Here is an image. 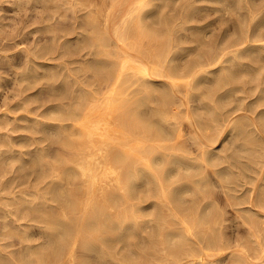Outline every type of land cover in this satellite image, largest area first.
I'll use <instances>...</instances> for the list:
<instances>
[{
    "label": "bare ground",
    "instance_id": "obj_1",
    "mask_svg": "<svg viewBox=\"0 0 264 264\" xmlns=\"http://www.w3.org/2000/svg\"><path fill=\"white\" fill-rule=\"evenodd\" d=\"M26 1H28V0H25L24 4H20L19 7H21V5L27 6ZM61 1L62 0H60L59 3H61ZM89 1L90 0H82L81 4L87 6L88 4L91 3ZM91 1H93V0H91ZM102 1H99V2L104 3ZM121 1L122 0H118L117 2H115V3H117V5H115V6H108V8L106 7V9H107V11L105 10L106 12L103 10L104 14H105V15L103 14L105 16V18L101 17L103 19L102 20L103 22L100 20L102 22V23H99L100 27H96L95 30H93L94 32L92 31V33H98V36L100 34V35L104 36V37L102 36L103 38L107 37L106 39H109L108 43H109V41H110V43L108 45H110L112 47V49H110V51H107V52H110V55L112 56L110 58L111 59L113 58L114 60H109V58L107 57L109 54L108 55L104 54L108 58L107 60H104V61L94 58L97 54H100V56L102 54V53H100L103 50L102 49L103 47H101L102 41L100 40V38L98 41L92 40V38H90V39H88V42L86 41V39L84 40L86 42H83L84 43V49L85 50L88 49V52H86L84 55H88V57L93 56L91 59L85 60V62L83 61V59H80V61L82 60V62L86 63V66H87V68L85 66V68L87 70L85 71L84 76H85L86 80H87V78L90 79V77L93 78V82H96L95 84H97L96 87L94 86L96 89L93 88L94 90H92V88H91V92L86 93L87 96H85V93L83 94V92H82V96H81V94L79 96L78 93L80 91L78 92L77 91L78 89H74V88H76V87L79 88L80 86H82V84L85 83L84 79L83 80H81V79L65 80V81H63L62 85H61V83L59 84L61 86H57L58 88H54L55 90H59V91L62 90L63 91V90H67L68 88H70L72 86L71 88L77 92V97L75 96V97H71L68 99L75 101L77 103L78 107H76L75 102L72 106H70L73 102V101L71 102V100H70V103L68 102L70 104L69 105L70 107H65L68 105V104L65 105L66 102H65V104H62V102H61V104L58 103L57 105L55 103V105L49 107L50 112H51V118L50 119L52 121L56 122L54 124L41 122L40 120H38L36 118L37 115H35L36 117H31L28 110H26V112L24 114H21L18 116H16V115L14 116L13 115L14 113L9 112V111H6V112L0 111L1 112L0 113V119H4V120H0V130H1V127L7 128V125L12 124V126H14L15 128H18V130L22 129V132L24 130L27 133L30 132V134H31V133H34V131L38 130V132L40 133L41 131L39 129L43 125L44 128L46 127V128H50V129L55 130L54 133L56 132L55 134H57V135H55L57 137V140H55L56 138L54 139L55 142L59 141L60 144L63 145L65 148L67 147V149L70 147L68 149V153L70 156H68V158L65 157V162L62 164L63 175L65 172L64 170H66L68 172V176L66 177L67 181H65V179H62V181L64 180L63 182H64V185L66 184V188L68 185H71V187H74L73 188L74 190L72 189L69 192H67V194L65 193L66 197L59 200L58 199L59 197H56L57 195L55 196V194H54L55 189L53 188L54 186H57V187L61 186V185H59V183L61 182L60 179L58 180V181H60L58 184H56V181H55V178H57L56 177L57 172L55 173L56 169H54V166H52L53 168L50 170V172L52 171L54 173L51 176V178H49L45 174V172H46L45 170H47V169L43 170L42 169L43 166L39 165L41 167V172L39 170L40 174L37 177L38 179L37 178H35V179L44 183V185L43 184L42 185L45 186V188H44L45 190L43 189L44 192L42 194L40 192V194H39L40 196L37 195L39 197V198L37 197V199L40 200V199L46 198L52 204L53 203L57 204L55 208L58 207L59 209H66V210L71 211V212H78V214L76 213V215H73V216H77V215L79 216V213H80L79 217L71 218L70 217L71 213H68L70 215H67V213L65 211V213L67 215L66 216L65 213L61 214V212H63V210L59 211L56 209L57 212H60V216H62L61 219H57V217L54 214H51L50 211L47 212L49 209L47 211L46 210L38 211V208L36 206L32 207L33 204H30V207H29V209L32 208V210L28 211V208H27V211L25 210L26 212L24 210H23L24 212H22L21 210L14 209V207H13L14 210L11 208V210H13L11 214H13V213L15 215L17 214L18 216H16V217H18V218L20 216H23L24 220L28 216H31V218L29 219V220H31V219H33V217H34V219H37L39 216H41V214L45 215L44 220L41 218L42 217L41 216V217H39L40 220L38 219V221H39V223L42 222V220L45 221L42 224L40 223L41 225H44L46 223V224L53 226L52 229L54 231L49 229L50 232L52 231V233L49 234L47 231V235H46V239H48L47 238L48 236L52 237V238L50 237L48 239L49 241L52 239V241L49 242L47 240L50 243L49 246H51V248L48 245H47L48 246L47 247L46 243H44V244L47 248H49L48 252H46V251L43 252L40 249H35V247L38 248L39 244H37V246H34L31 248V245H34L35 243L34 244L30 243L31 244L30 245L28 243V239H27V244H29L30 246L28 245L26 247L29 250H31V249L33 250V248H34L35 254H34V251L32 254L30 253L31 255L28 253L29 256L24 257V259L21 258V260H19V262L16 261L18 258L16 260L12 259L11 257H7L5 259V257H6V256H4L5 254L0 255L1 257L3 256V258H4L3 259L0 257V264H14L15 262H16L15 264H119L117 262V259H116L117 256H119L121 258V260L123 261L124 264H145L141 260V255L139 254V251L137 248V246H138L137 239L139 237L138 233H139L140 229L142 230V228H141L142 225L140 226L139 224H142L140 222L143 218L149 219V222H148L149 224L147 223L148 219L146 220V223H147L146 226H148L150 229L149 232L147 231L148 233L145 232V233H147L146 235L143 234L140 237L141 240L143 241L145 249L150 248V246H152V244L155 242L160 243V235L163 236L161 234V232L164 231V230H162L163 228L161 229L162 230L161 231L160 227L164 226V228H165V226H167V225H163V223L165 224L166 222H168V221H165V217H167V216H169L170 218H171V216H173V217L174 216H191V217H189V219L190 218H192V220L198 219V221H200L203 225H206L207 232L208 231L209 232L207 233L204 229H203V231L201 229V231H200L201 235L199 234L198 238L194 237V240H197V242H194V244L195 245H197V244L201 245L202 244V246H200L201 249L197 248V246H195L193 243H192V245L187 244L188 240H190V237L193 238L195 233H194L193 229H192V231H193L194 235L192 234L191 231H190L191 233L188 232L189 229L185 225V220L182 217L181 218L178 217V218H180L179 223L181 225H184L187 228V229H185L186 233L183 230H181L182 227L180 229L177 227H175L174 229H169L168 235L171 234L174 238L175 237L176 238H175V240L171 241L170 243H168V241H167V244H165L166 245L165 247H168V246L171 247V248L168 247L169 249L167 248V250H172V253L175 256L183 255L185 253V251L188 252V255L190 254L189 258H191L190 261L187 260L188 261L187 263H189V264H208L209 261H207V259L210 258L211 255L204 254V252H203L204 255L202 254L201 255L202 258L200 259L199 258L200 256H198L201 254L200 251L203 249H206V250L213 249L214 250L215 248L217 250L218 247L223 246V245H221V243L224 244L222 232L221 233L219 232L217 225H216L217 226L216 231L214 228L212 229V227H215V226H211L210 223L212 222V225H214V223H213V221L210 220V217L209 218L207 217V216H212L211 217V219H212L213 216H214V218H215V216L216 217L221 216L220 215L221 213H219L218 209L214 205H211L213 198H212V195H211V197L209 195H210L212 190H210L209 188H208L209 190H206L207 188H205V187L209 184L206 181L210 178L209 176H211L213 174L214 176L213 175L211 176V177H213V179H214V177L218 178V180H220V181L226 179L229 182L232 181V183H233V181L237 182L239 180L238 178H242L243 174H241L242 171L239 170V172H237V173H239L241 175V177H238L240 175L237 173H234L232 171L233 168H231V166L232 165L234 166L235 165L234 163H236V162L233 163V160H235L237 158L236 160L238 161V158H239V156H237V157L234 156V158H235L234 159V158H232L233 156L232 157L230 156L232 154L233 148H232V151H230L231 154L229 152L230 155H228V156H225L226 154L225 155L222 154V152H225V151L220 152V154H222L221 157L217 156L218 153H216V152H215V154H213V150L216 147V146L214 147L216 140H212L211 136L212 135L214 136V134H223L224 136H222V137L225 138L227 136V139L229 138V136H232L233 140L236 138L237 139L238 138L243 139L244 136L246 137V135H248L250 127H251V130H250L251 133H253V134L259 133L260 137L263 136V133H264V75H262V72L259 73L260 70L258 67H256L257 64L253 65L254 68L251 64H253V62H255V61L264 60V43H262L264 40V31H263L264 29L262 30V28H264V24L262 23L263 22L262 19L259 21L255 20V17H256L255 15H258V12H260L259 15H261V16L264 15V8H262L263 6H260L257 8L256 7H249L248 8V4H247V5H245V6H247L246 7L247 11H245L246 10L245 7L243 9V6H241L245 0L244 1L243 0H230L229 1V4H230L229 7L230 8L236 7V8L241 10V7H242V12L240 10H238V12L240 11L239 12L240 17L237 16V18L239 17V20H240V18L244 19V17L246 16L245 13L248 14V25L246 24L247 26L243 28L244 25L242 24V22H244V21L241 20V22H240L238 20L241 23L240 24L241 27L236 25V23L233 24L234 26L236 25L239 27L237 29V31H234L235 32L234 36L236 35V37L231 35V38L227 39V36L230 37V35H228L227 32H226V36L221 35V34L220 35L217 34L219 36L218 37L216 34H214L218 38L210 41V37H209V39H208L210 41L209 46H208L209 48L204 50V51L202 50L201 52H200V50H201L202 46L199 48L200 45H198V43L195 40V42L197 43L196 46L198 45V52L196 49H195L196 51L194 49L193 50H194V52H197L198 55L196 53L195 54L196 56L194 55V57L192 58L191 55L194 54V52H192V54H191V52L189 51L191 54L189 56H191V58L189 57L184 62L183 61L181 62L180 59H173L172 58V56L175 54L174 52L181 51L182 49L177 50V48H178L177 46L179 45V44L177 45V43L179 42V40L177 42L176 38L178 39L179 37H178V35L174 36V34H175V32L173 33L174 29L171 28L173 25L171 27L169 26L171 18L169 19V17L166 16V15H169V14H166L167 12L166 13L163 12L164 8H162L163 10H162V12H160V26H162L164 29L160 31L158 28V30L160 31V34L167 35L169 40L167 39L168 41H164L160 44L157 43L160 47L159 48L160 52H157V53L155 52L156 54H154V52H153V54L150 53L151 50L154 51L155 48H153V46L151 44H147V38L150 37L149 39H151L152 36L154 37L155 36L154 30H156V29H154L153 32H151L149 28H148L149 30H146L148 26L146 25L147 27H145L144 24H147L148 22H145L144 24L142 23L144 28H145V31H144L145 34L141 33V30H143L144 28L142 27L140 22H143L145 19H148L149 17L156 18V20H158L157 16L155 15L156 17H154L153 15L156 14L157 7H159L160 5L156 6V11L154 9H152L153 12H151V13L149 12L148 17H147L148 13H146L142 16V13H140V12H144L143 9H145L146 6L149 7V4H151V2L155 1L157 4V3H159V0H157V1L156 0H124L125 1V2L123 1L124 5L121 3ZM169 1L170 0H168L167 2H169ZM173 1H172V3H174ZM185 1H187V0H184V2ZM189 1L190 2L194 1V5H195L196 1H199V2H201V1L205 2L206 1V2H209V4H211V3L214 4V2H216V3L218 2L219 4L221 3L220 5H222L224 2H226L228 0H188L187 2H189ZM221 1H224V2H221ZM251 1L252 0H250V3H251ZM11 2H13V1H11ZM14 2L16 3V1H14ZM30 2L32 4L31 0H30ZM51 2H47V8L48 9H51L50 6H48V3H50V5L54 4V2L52 4H51ZM113 2L110 1V3L114 5L115 3H113ZM119 2L122 5H119ZM66 3L64 2L61 4H66ZM76 3H77V1H76ZM93 3H94L93 5H95L94 1H93ZM100 3H98V4H100ZM172 3L170 2V6L173 5ZM183 3H181L180 4L181 6H179L178 8L181 9V7L183 6ZM201 3H203V2H201ZM201 3H199V4H201ZM246 3L247 2L245 1V4ZM9 4L11 5V3H9ZM98 4L96 6L99 7ZM163 4L167 5L166 1ZM186 4L187 3H184V5H186ZM203 4L209 5L207 3H203ZM212 4L210 6H212ZM17 6H18V4H17ZM55 6H56V3H55ZM55 6H53V7H55ZM63 6H65V5H63ZM74 6H76V5H74ZM96 6H92V8L96 7ZM173 6H175V5H173ZM191 6L192 5L190 3V7ZM195 6H192V7H195ZM199 6L201 7V5H199ZM214 6H216V4ZM219 6L217 8H219ZM225 6H227V5L225 4L224 6H220V8L224 9ZM89 7H91V6H89ZM147 7H146V9H147ZM161 7H160V11H161ZM185 7L187 8L188 6H185ZM190 7H188V10L191 9L192 14L194 13L193 12L194 10H197L199 8V7H196L194 9V8H190ZM0 8L2 9L1 6H0ZM97 8H94L93 11L91 10L92 12L89 11L90 14L91 15L93 13L99 14L98 12L101 10H100V7L98 9ZM167 9H165V10L167 11ZM169 9L171 10V9H173V7L169 8ZM169 9H168V11H169ZM174 9L176 10L177 8L174 7ZM175 10L170 11L171 14ZM199 10H200V8H199ZM217 10H219V9H217ZM217 10L215 9L212 11L217 12ZM225 10H227V9H225ZM177 11H179V10H177ZM102 12H100V13H102ZM180 12H185V11H182V9H181ZM219 12H220V10H219ZM223 12H224V10H223ZM226 12H224V13H226ZM218 13H216V14H218ZM224 13H222L223 16H224ZM230 13H231V11H230ZM90 14H89V16H90ZM134 14H136V15H134ZM177 14H179V13L177 12ZM177 14H176V16H177ZM187 14H188L187 18H184V16L182 17L180 15H179V18L182 17L181 18L182 21H183V18L186 19L187 23H188L189 22L188 18L190 17V13H187V11H186L185 15H187ZM207 14H208V11H207ZM93 15H95V14H93ZM93 15H92V17L94 18L95 16H93ZM126 15L128 16V18L126 17ZM133 15L136 18L133 17ZM145 15L147 18H145ZM181 15H183V14H181ZM235 15H237V14H235ZM89 16H88V18H89ZM118 16L119 17L121 16L120 21H118L119 19L117 20ZM171 16L172 15H170V17ZM229 16L231 17L232 15H229ZM86 17H87V15H86ZM123 17H125V18H123ZM213 17H214V14H213ZM215 17H216V15H215ZM93 18H90V19H92V21L90 20V22H93V20H95ZM218 18H221L219 14H218ZM234 18H236V16ZM39 19H42V17ZM43 19H46V17L45 18L43 17ZM134 20L140 21V22H137V26L139 25L138 23H140L139 28L137 26H135L134 24H132L133 22H136ZM150 20H152V19H150ZM174 20H176V18H174ZM54 21H53V23H54ZM176 21H178V20H176ZM205 21H207V19L202 21V22H205ZM217 21H219V20H217ZM221 21H224V20H221ZM157 22H155V23L157 24ZM184 22H186V21H184ZM184 22H182V23H184ZM239 22H238V24H239ZM155 23H151V24L153 25ZM174 23H175V21H174ZM182 23H181V25H182ZM187 23H184V25H186ZM232 23H234V22H232ZM172 24H173V21H172ZM38 25H40V24H38ZM38 25H36V26H38ZM52 25L53 24H51V26ZM133 25L136 28H134ZM148 25H150V23H148ZM202 25H204V30H205L210 25V22L203 23ZM213 25H214V23H213ZM215 25H217V24H215ZM1 26H2V23H1ZM54 26H55V24L52 26V28L56 29L57 25L55 27ZM154 27L155 26L153 25L152 28H154ZM156 27H157V25H156ZM43 28H45L44 30H49V29H46V26ZM43 28L41 30H43ZM52 28H50V29L53 30ZM137 28H138V30H136ZM191 28H193V26ZM1 30H2V28H1ZM51 30H50V32L52 33V35H55V34H53V31H51ZM175 30H176V28H175ZM195 30H197V28H194L193 31H195ZM223 30H225V29H223ZM60 31H61V29H60ZM17 32H18V30H17ZM46 32L47 31H45V33ZM75 32H76V30H75ZM137 32H139V33H137ZM197 32L200 33L199 31H197ZM201 32H202V30H201ZM205 32L206 31H204L202 34H204ZM19 33L20 32H18V34ZM207 33H208V31H207ZM207 33H205V34L207 35ZM216 33H218V32H216ZM123 34H125L124 37L128 34L129 37H131L135 40V43H136V39L139 40L138 44H140V41L143 42V40L141 38L144 37L146 43L144 42L143 46H144V44H146L145 45L146 48L144 49V47H142L144 50L142 48H141L142 50H140V48H139V50H137V49L134 50L135 48L134 49L129 48L128 45L126 46V42H125L126 40L122 36ZM139 34L141 35V37ZM13 35H14V33H13ZM40 35L41 34H39V36ZM52 35H51V37L53 38L54 36H52ZM143 35H145L146 37ZM157 35H159V34L156 33V36ZM192 35H193V33H192ZM206 35H205V37H207ZM209 35H211V34H209ZM201 36H203V35H201ZM216 36H214V37H216ZM232 36H233V38H232ZM11 37H13V36H11ZM129 37L126 36V39ZM157 37H155V38L157 39ZM3 38H1L0 45L3 44V43L1 44V42H3L2 41ZM48 38H50V37H48ZM54 38H56V36ZM131 38H129V39H131ZM155 38H154V40H156ZM196 38L197 37H195V39ZM201 38L202 37H200V39L199 38L198 39L201 40ZM42 39H43V36H42ZM94 39H96V38H94ZM149 39H148V41H149ZM192 39H193V37H192ZM90 40H92V41H90ZM106 41L107 40H105V42ZM127 42H128V40H127ZM129 42H132V40L131 41L129 40ZM142 42H141V46H142ZM158 42H160V41H158ZM173 42H177L176 45H174ZM202 42L204 43L205 41L202 40ZM53 43H54V41H53ZM53 43H51V46L52 45L54 46ZM71 44H73V43H71ZM106 44L107 43L103 44L102 46H105ZM138 44H136V45H138ZM157 44H155V45H157ZM6 45H8V44H6ZM9 45L11 46L12 44H9ZM46 45L40 46L39 47L40 49H37L38 52L36 51V53H33V52L32 53L36 54L38 56L37 53H39V50L45 51L44 53L40 52V54H43L46 57V53L51 50L49 48L50 45L49 46L48 45L46 46ZM149 45H151L152 47L150 46V48H153V49H149ZM10 46H8V49L12 48ZM100 47H101V51H100ZM13 48L15 49V47H13ZM56 48H58V46ZM105 48H106V46L104 47V50H105ZM182 48L185 49V47H182ZM187 48H189V47H187ZM5 49L4 48L2 49V46H1V50H5ZM32 49H33V47H32ZM147 49H149V51H147ZM252 49L253 50L256 49V50H254L252 52L251 51ZM53 50H54V48H53ZM61 50H62V48H61ZM80 50L83 51V48H81ZM104 50H103V53H104ZM30 52H31V50H30ZM54 52H55V50H54ZM62 52H65V50ZM248 52H250V53H248ZM51 53H52V51H51ZM80 53H82V52L79 51V54ZM245 53H248V55H246ZM26 54L27 55H24L25 60L27 59V56H29V54H30L28 50L26 51ZM31 54H30V56H31ZM79 54H78V56H79ZM244 54H245V56H244ZM47 55H48V53H47ZM176 55H178V54H176ZM179 55H181V54L179 53ZM1 56L2 55L0 54V58L3 57V56L2 57ZM49 56H50V54H49ZM175 56H173V57L175 58ZM9 57H8V59H9ZM49 58H51V57H49ZM76 58H77V56H76ZM6 59H7V56H6ZM10 59L13 60L12 55H11ZM29 60H27V62H25V64H27V69L31 70L30 71L31 73L29 72V74L31 75V78L34 80L35 77L32 76V72L34 71L33 67L36 68V65L38 63H36V65H34ZM31 60H32V58H31ZM45 60L47 61V62L45 61L46 64L50 61L47 59H45ZM5 62H8V61L6 60ZM12 62L13 61L10 60L9 63H12ZM34 62H39V60L38 61L34 60ZM0 64H1V62H0ZM4 64H5L4 67L7 66V63H4ZM32 64H33V66H32ZM11 65H14V64H11ZM39 65H40V63H39ZM50 65H52V64H50ZM8 66H9V64H8ZM53 66L54 65H52V67ZM262 67H264V65ZM9 68H8V70H9ZM23 68L25 69L24 66H23ZM13 69H11L12 74H14L16 76ZM5 70H6V68H5ZM26 70H24V72ZM54 70H57V67L56 68L54 67ZM71 70L73 71V69H70V71ZM52 71L53 70L51 69V66H50L48 75L54 77L55 71H53V72ZM59 71H60V69H59ZM59 71H58V73H59L58 75H56L54 78L52 77L53 78L52 81L55 79L54 81L56 82L57 77L59 75L63 74V72L60 74ZM67 72H69V71H65L66 74H68ZM252 72H254V73H252ZM7 73H5V74H7ZM9 73H11V72H9ZM22 73H23V71H22ZM22 73L20 72L19 76H20V79L22 81H24L29 76H28V74H26L28 72L23 73V74ZM46 73L47 72H45V74ZM65 73H64V75H65ZM18 74H19V72H18ZM70 74L71 73L69 72L68 76ZM61 76H63V75H61ZM68 76H67V78H68ZM249 76H251V77H249ZM36 78H38L37 80H39V77H36ZM49 78H51V77H49ZM154 78L160 79V80L157 81ZM7 79L9 81V78H7ZM54 81H53V83H54ZM49 82H51V81L49 80ZM156 82L160 83L159 84L160 89H158L159 87L155 88L156 86H154V85L157 84ZM0 83H1V80H0ZM245 84H247L250 87V89H252L253 91H254L255 87H256V89L257 88L259 89L257 92L254 91L255 93H257V96L254 99H252L254 101H252V102L250 101V103H248V104H244V102H243V101H245L244 98L247 99V96L249 97V95H247L249 93L246 92L247 93L246 94L244 92V89H243V87H244L245 90H248V89H246L247 85L245 87ZM47 85L45 88H47ZM49 85H52V83ZM72 89H71V91H72ZM75 91H74V93H75ZM143 91H145V92H143ZM147 91L149 94L160 99V100L157 99L160 101V104H159L160 107L158 106L159 108L150 105L152 108V113L154 110L153 107L156 108L155 110L157 112H158L157 109L160 110L159 111L160 113L158 114V115H160V119H158V122L157 121L152 122L153 121V119H152V121H150V122H152L153 124H151V127H149V125H148V127L146 128L144 126V124H142V125L140 124V122L142 123L141 120H143V119L140 120V117H141L140 115H138V116H140L139 117L140 122L138 124H137L138 119H136L138 117H136V118L133 117L132 121L135 119L137 121L136 122L134 121V123L131 122L130 121L131 117H129L128 111L131 108L133 109V106H135L134 103H132L135 99L132 100V102H131V97L133 96L134 98L135 97L137 98L138 94L136 92H138V93L143 92V94H144ZM19 92H22V91L20 90ZM85 92H86V90H85ZM24 93H25V91H24ZM230 93L235 94V95L230 96ZM60 94H62V93H60ZM65 94H67V92ZM21 95H22V93H21ZM21 95H20V97H21ZM74 95H76V94H74ZM135 95H137V96H135ZM193 95L196 96V100H198L202 104L201 105L202 108L207 109L206 112H207V114H209L208 118L204 117V115H205L204 111H203L204 115L200 114L202 112H199V113L197 112L198 114H200L198 116L196 113V110L199 111L197 109V107L190 105V103H192L194 101ZM140 96L142 97V94ZM140 96H139V98L142 99ZM144 96H146V98H144L146 100L147 94L146 95L144 94ZM251 97L252 96H250V98ZM66 98H67V96H66ZM80 99H85V101L83 100V103H82V101L81 102L79 101ZM140 99H138V100H140ZM205 99L208 100L207 103H209V101L212 103V108L208 107V106H210V103L207 105L206 103L202 102ZM58 101H60V100H58ZM78 101H79V103H78ZM140 101L137 102L135 108H137V107H139V105H141ZM24 102H25V100H24ZM143 102H144V100H143ZM232 102H234V103H232ZM130 103H132V105ZM146 103H148V102H146ZM157 103H156V105H157ZM74 105H75V107L73 109ZM144 105H145V103H144ZM130 106H131V108H130ZM5 107H8V105ZM5 107H4V109H5ZM21 107H19V108H21ZM141 107H142V105H141ZM10 108H11V106H10ZM258 108H260V109H258ZM20 110L22 111L23 109H20ZM47 112H48V109H47ZM53 112H55V115H56V113L58 115H56V116L53 115V116H55V117H53L52 116V114H54ZM236 112H239L241 114L239 116H236V115H234ZM9 114L10 115L12 114V116H10ZM132 114H135V113L132 112ZM135 115L137 116V114H135ZM153 115L156 116L155 113H153ZM46 116L47 115H45V117ZM144 116H146V115H144ZM128 117H129V119H128ZM202 119H205V120H202ZM182 120H184L185 123H183ZM237 121H238V123L241 121H243L245 123H242V125L239 126L238 123L236 124ZM21 123H23V124L21 125ZM139 124L141 125V129L139 128V126H136ZM183 124L187 125L186 129H189V132H191V134L194 135V136L192 135L193 137H191V135H189L190 138H192V141H190V143H188V145H186L187 141L183 138L184 133H185V132L183 133V131H182L183 130L182 127H184ZM143 126H144V128H142ZM137 127L139 128L140 131H138ZM242 127H245L244 128L245 130ZM247 127H249V128L246 131ZM11 128H10V130H11ZM15 130L16 129H12L11 131L15 132ZM18 130H17V132H18ZM6 131H7V129H6ZM48 131H50V130H48ZM42 132H44V131H42ZM146 134H147V136H146ZM150 134H151V136H150V140H149L147 138L149 137ZM0 135L2 136L1 133H0ZM186 135H188V134H186ZM249 135H251V134H249ZM8 136H10V135H8ZM29 136L27 135V137H29ZM31 136H34V134H32ZM43 136H44V134H43ZM259 136H256V138H260ZM22 137L25 138V136H22ZM39 137H41V136H39ZM5 138L6 137L4 136V140H5ZM36 138H38V137H36ZM213 138L217 139L216 137H213ZM13 139H17V138H14V136H13ZM32 139H34V138H32ZM222 139L220 142H222ZM237 139H236V141L240 140V139H238V140ZM19 140L20 139L18 138V142H19ZM44 140H42V141H44ZM153 140H155V141H153ZM233 140H230V142H233ZM261 140H263V139L261 138ZM22 141H23V139H22ZM29 141H31V140L29 139ZM225 141L226 140L224 139L223 142L225 143ZM6 142H7V140L5 141V143ZM133 142H135L137 144L140 143V144H139V146H137V144L134 143L136 145L135 146L136 148L133 146L134 148L129 149L130 144ZM150 142H152V143H150ZM230 142L228 141V143H230ZM245 142L248 143L247 141H245ZM245 142L243 141L244 144H245ZM226 143H227V141H226ZM260 143H262V141ZM3 144H4V142H3ZM189 144H191L195 148L193 149V147L192 146L190 147ZM252 144H251V146L253 147L254 145H252ZM262 144H263L262 146H264V143H262ZM10 145H12V144L9 143V146ZM39 145H40V143H39ZM232 145H234V144L232 143ZM232 145L230 144L231 147H232ZM241 145L239 146V144H238L237 147L241 150V152L242 151L244 152L243 154H245V152L252 151V150L248 149V146L246 147L247 149H242L244 147H243V145L242 146ZM245 145H247V144H245ZM260 145H258L259 148L257 146H255V147H257L260 150V148H262V146L260 147ZM16 146H14V147L16 148ZM54 146H56V145H54ZM21 147H23V146H21ZM0 148H1V146H0ZM17 148H16V150H17ZM257 148L253 149L254 152H252V155L254 154V156H256L255 155V149H257ZM4 149L6 151L5 145H4ZM24 149L26 150V148H24ZM13 152L14 151H12V153ZM17 152L19 153V151H17ZM30 152H32V151H30ZM153 152H155V154H153ZM226 152H227V150H226ZM4 153L5 152L3 151V153H2L3 156H4ZM20 153L22 155V152H20ZM145 153H147V154H145ZM192 153L194 155H192ZM2 154L0 153L1 157L4 158L2 156ZM40 154H42L41 151H40ZM14 155H15V153H14ZM151 155H153V156L151 157ZM238 155H241V154L238 152ZM246 155H248V153H246ZM249 155H250V153H249ZM22 156H20V158H17V159H22ZM42 156H44V155L42 154ZM147 156L150 158H148ZM222 156H224V157H222ZM251 156H248L249 158H247V159L253 160L254 164L257 165L258 162H256V160L254 158L251 159L250 158ZM36 158L38 159V157H36ZM198 158H200V161L197 163L196 159L198 160ZM242 158H243V156H242ZM256 158L258 159L257 156H256ZM244 160H245V158H244ZM261 160H263V161H261ZM1 161H3V159ZM18 161H20V160H18ZM25 161H27V160H25ZM239 161H240V159H239ZM257 161H259L261 163L263 162L262 164H264L263 158L262 159L259 158ZM14 162H16V161H14ZM247 162L248 161L246 160V163ZM248 164H249V162H248ZM254 164H250V165H252L254 167ZM262 164H260V165H262ZM0 165H2V164L0 163ZM60 165H61V163H60ZM136 165L137 166L141 165V166L137 167ZM154 165L157 167L160 166V169L156 168V169H159L157 172H156V169L154 171L152 169V167ZM23 166H25V165H22V167ZM235 166H237V165H235ZM257 166L255 169H257ZM0 167H2V166H0ZM50 167H51V165H50ZM261 167H263V166H261ZM261 167H260V170H261ZM23 168L25 171V167H23ZM44 168H46V167H44ZM47 168H49V167H47ZM59 168L61 169V167H59ZM181 168L184 170L182 171ZM235 168H234V170H235ZM238 168H241V164L238 165L236 169H238ZM249 168H247V169L249 170ZM2 169H3V167H2ZM119 169H121V170L117 171ZM247 169H246V171H247ZM242 170H244V169H242ZM260 170H259V172H260ZM15 171H17V170H15ZM159 171H160V174H159ZM250 171L253 172L252 169ZM19 172H22V171L20 170ZM255 172H257V171H255ZM46 173H49V171ZM254 173H253V176L258 175V174H254ZM263 174H262V176H263ZM244 175H246V173H244ZM249 175H250V172H249ZM249 175H248V177L250 178L251 176H249ZM48 176H50V175H48ZM206 177H207V179H206ZM255 177H257V176H255ZM60 178H62V177H60ZM172 178L176 179V180L174 179L175 182ZM179 178H181V179H179ZM246 178L247 177L245 176V179L244 180L242 179L243 182H245V180L248 181ZM263 178H264V176H263ZM261 179H262V177H261ZM26 180H27V178H26ZM181 180L183 181V183L182 184L180 183L181 184V185L179 184L180 186L174 185V184H177V182L181 181ZM252 180L254 181L255 179H253V177H252V179L249 180V181H251V184L253 182ZM239 181H241V180H239ZM261 181L259 182L260 184H261ZM263 181H264V179H263ZM123 182L124 183L126 182V184L124 185ZM217 182H219V181H217ZM35 184H36V182H35ZM223 184H224V182H223ZM36 185H34V186H36ZM40 185H41V183H40ZM136 185H138V188L136 187V189H135ZM241 185H242V182H241ZM41 186H38V187H40L39 190L36 187H35L36 189H34L32 187V189L36 190L35 195L37 193H39L38 191H41L40 189L43 188V186L42 187ZM196 186L198 189L196 188ZM199 186H200V189H199ZM252 186H253V184H252ZM203 187L205 188L206 192H204ZM218 187H220L221 189H224L222 182H220ZM256 187H259V186H256ZM261 187L263 188V186H261ZM261 187H259V189ZM59 188H61V187H59ZM63 188H64L63 190H65V187H63ZM201 188H203V189L201 190ZM67 189H71V188H67ZM239 189H240V187H239ZM57 190L60 191V189H57ZM57 190H56V192H57ZM61 190H62V188H61ZM63 190H62V193H59V194L63 195V192H66ZM192 190H195L196 193L198 190H200L199 191V194H200L199 197L197 195L198 193L194 195L193 194L194 191H192ZM231 190H232V187H231ZM246 190L247 189H245L244 192ZM30 191H32V190H30ZM228 191H230V189ZM260 192L262 193L261 189H260ZM189 193H191V194H189ZM246 193H248V194L247 195L245 194V197H244L245 199L244 198L239 199L238 197H237L238 199L236 198L237 203L234 202L235 198H233L234 201L232 200V203L233 202L235 203V204L233 203V206L239 205V204L244 205L245 204L244 202H246L248 204V207H246L244 209L242 207L241 210L239 209L240 207H238V209L242 213L244 212L246 214V216H248L247 218H249V216H251V217L254 216V219H255V217L264 219V197L262 195L256 194L257 192H255V188L248 189L246 191ZM258 193H259V191H258ZM30 194H31V192H30ZM234 194H235V191H234ZM23 195L25 196V193H23L22 197L20 196V198H23ZM153 195H154V197L156 195V197H157L156 199L159 200V202H157V201L156 202L159 205L156 202L152 203L149 205L151 207V209H149L148 207H145V206H142L139 204L140 202L143 203L145 200H148L147 199L148 197H150V198H151V196L153 197ZM206 195H208L209 198H212L210 205H209V202L206 203L207 201L205 202V204L200 203V200L201 199L203 200L204 196H206ZM61 196H60V198H62ZM28 197L29 196H26V198H28ZM26 198L24 197L25 201L23 200V204L26 202V200H27ZM3 199H4V196H3ZM12 199L15 200V198L13 196H12ZM198 199H200V200L198 201ZM228 199L231 200L232 198L229 197ZM20 200H22V199H20ZM205 200H207V199H205ZM224 200H227V199H224ZM32 201L34 202V200H32ZM3 202H5V201L3 200ZM27 202H26V204H27ZM42 202H40V203L42 204ZM55 202H58V203H55ZM37 204H38V202H37ZM3 205H5V203ZM226 205H228V204H226ZM6 206H8V203H6ZM10 206H12V204H10ZM78 206H82L81 209L77 208ZM156 206L160 207V208L157 207L158 209L156 208L157 211L160 210V212L156 211V209H155ZM18 207H20V209H21L20 204L19 205L17 204V208ZM110 207L111 208L118 207V208H120V210L114 212V214H113L112 211L108 209ZM22 208H26V206H22ZM51 208H52V206L50 207V209ZM53 208H54V206H53ZM1 209H2V207H1ZM153 209H154V212H153ZM213 209L215 212L213 211ZM3 210L4 209H2V212H3ZM148 210H150V211L148 212ZM211 210L214 212L213 214H210V212H212ZM239 210L237 211L238 213L240 212ZM208 211H209V214H208ZM0 212H1V210H0ZM241 212L239 213L240 215H241ZM38 214H39V216H38ZM53 215L56 217V219L53 217ZM1 216H3V214ZM25 216H27V217H25ZM35 216H38V217L35 218ZM163 216H165V217H163ZM169 217L167 219L169 220V222H171L172 219H169ZM6 218H8V217H6ZM18 218L16 220H18ZM21 218L22 217H20L19 219L22 220L23 218L22 219ZM43 218H44V216H43ZM52 218L54 220H52ZM217 218L219 220L221 219L219 217H217ZM244 218H246L245 215H244ZM34 219L31 221H37ZM252 219H251V221H253ZM29 220H27V222ZM38 221H37V223H38ZM144 221H142V222H144ZM188 221H190V220H188ZM222 221L223 220H221L220 222H222ZM254 221H256V219ZM246 223H247V221H246ZM259 223L260 222H258V224ZM2 224H5V221H3ZM13 224H14V222H13ZM215 224H216V222H215ZM256 224H254V225H256ZM49 225H48V227H50ZM173 225H175V224H173ZM208 225L211 226L210 229H212L213 232L209 229ZM14 226L15 225H13L12 228ZM253 226L251 225V229ZM259 226H255L254 229L256 230V228ZM5 227H6V225H5ZM19 227H21V226H19ZM19 227L17 226V229ZM15 229H16V227L13 229H8L7 231L13 230L14 232L7 233L8 237H7V235L5 237L11 238L12 235L13 236L16 235L15 231L17 229L16 230ZM5 230H6V228L4 229L3 232L0 231V233L1 234L4 233ZM146 230H148V229H146ZM249 230H250V227H249ZM259 230H261V228L257 230L260 233ZM17 231H19V230H17ZM21 231H19V232H21ZM210 231H211V233H210ZM203 232L204 233L206 232L208 235H206V233L204 234ZM22 234H23V231H22ZM24 234H26L28 236L27 233H24ZM254 234H256V233H254ZM17 236H19V235H17ZM0 237H1V235H0ZM2 237L5 239L3 234H2ZM72 237H73V239H71ZM258 237H261V233H260V236H258ZM7 238H6V240H7ZM13 238H15V236ZM24 238L25 237H23L22 239H24ZM27 238H29V236ZM261 238H263V237H261ZM163 240H164V237H163ZM257 240H259V239H257ZM25 241L26 240H23V242H25ZM246 241H247V239H246ZM11 242L14 243L13 240L10 241V243ZM18 242H19V239H18ZM5 244H6V242H5ZM5 244L3 243V245H5ZM41 244H43V243H41ZM256 244H258V243L256 242ZM0 245H2V244H0ZM77 245H78V247H77ZM199 245H198V247H199ZM239 245H240V243H239ZM243 245H244V243H242V245H240V246H243ZM11 246H14V245H11ZM19 246H22V245H19ZM23 246H24V244H23ZM185 246L187 247V249L185 248ZM248 246H249V244H248ZM2 247H4V249H6L5 248L6 246H2ZM2 247L0 246V251L3 249ZM24 247H23V249H24ZM224 247H226V246L224 245ZM44 248L45 247H43V249ZM47 248H45L44 250H46ZM77 248L78 249L81 248L83 250L82 253H85V252L94 253L96 260L95 261H93V260L89 261V259H87L88 257H86V255L84 258H86L87 260H85V259L80 260L75 255L76 251H78ZM252 248H254V246H251L252 251L246 247V249L244 248L243 250L237 251L236 253L231 252L228 254H230V256L235 259V260L233 259L234 260L233 262L237 263V264H264V243L259 242V244L257 245L256 248H254V249H252ZM28 249H27V251H28ZM75 249H76V251H75ZM25 250H26V248H25ZM25 250H24V252H25ZM11 251H12V249H11ZM18 251H16V252L19 253ZM27 251L25 253H27ZM66 251H67V253L64 255V253ZM79 251H81V250H79ZM151 251H152V249H151ZM13 252H11V253H13ZM207 253L210 254V252H207ZM32 255H34V258H32ZM74 255L76 256L77 259H75ZM170 255H169V257H170ZM184 255H186V257H188L187 253ZM55 257L57 258V260L54 259L55 261H51V259H53ZM196 257H198V258H196ZM8 259H11V260L8 262ZM174 259H175V257H174ZM145 261H147V260L145 259ZM147 262L149 264V261H147Z\"/></svg>",
    "mask_w": 264,
    "mask_h": 264
},
{
    "label": "rangeland",
    "instance_id": "obj_2",
    "mask_svg": "<svg viewBox=\"0 0 264 264\" xmlns=\"http://www.w3.org/2000/svg\"><path fill=\"white\" fill-rule=\"evenodd\" d=\"M11 1H13V2H11ZM14 1H16V3L14 2ZM23 1V2H22ZM24 1L25 0H0V6L2 7V9L0 8V41H1V38H3L4 36V38L2 39V41L3 42H1V44L2 45H0V54L3 56H1L2 58H0V62H1V64H0V75L2 76H0V80H1V83H0V85L3 87H1L0 86V111L1 112H6V111H9V112H12V113H14L13 115L15 116H18V115H21V114H24L25 112H26V110H28L29 111V113H30V116L31 117H36L35 115H37V119L38 120H40L41 122H45V123H49V124H54V123H56V122H54V121H52L50 118H51V112H50V109H49V107H51V106H53V105H55V103H56V105L59 103V104H61V102H62V104H65V102H66V104L65 105H67V106H65V107H70V106H72L73 104H74V102L75 101H73V100H71V99H68V98H71V97H77V92L74 90V89H78L77 91L79 92L78 93V95L80 96V94H81V96H82V92H83V94L85 93V96H87V94L86 93H88V92H91V88H92V90H94V89H96L95 87H96V85L97 84H95L96 82H93V78L92 77H90V79L89 78H87V80H86V78H85V71L87 70L86 68H87V66H86V63H84L85 62V60H88V59H91L92 57H88V55H84L86 52H88V49H84V43L83 42H88V39H90V38H92V40H96V41H98L99 40V38H100V40L102 41V45L103 44H105V43H107L105 46H106V48H105V50H104V47L105 46H102L101 45V47H103L102 49L104 50V53H103V50H102V52H100V53H102L103 55L105 54V55H108L107 57L109 58V60H114L113 58L111 59L110 57H112L111 55H110V52H107V51H110V49H112V47L110 46V45H108L109 43H110V41H109V43H108V40L109 39H106V38H103L104 36L103 35H100L99 34V36H98V33H92V31L93 30H95V28L96 27H100V24L99 23H102L103 21V19L102 18H105V14H104V11L106 10L107 11V9H106V7L108 8V6H115V5H117V3H115V2H117L116 0L114 1V0H93L94 2H95V5H93L94 3H93V1H89V2H91L90 4H88L87 6H85V5H82L81 3H82V0H62L61 1V3H66V4H61V3H59V1L58 0H31L32 1V4H31V2H30V0H28V1H26V3H27V6L26 5H21V7H19V5L20 4H24ZM69 1V2H68ZM76 1H77V3H76ZM79 1V2H78ZM99 1H102V2H104V3H100ZM110 1L111 2H113V3H115L114 5L113 4H111L110 3ZM124 0H122L121 1V3L124 5V2H123ZM157 1V0H156ZM165 1H166V3H167V5L169 6H167L166 4H163V3H165ZM168 0H159V3H157L156 4V2L155 1H153V2H151V4H149V7H147V9H146V7H145V9H143V11L145 12H140V13H142V16L144 15V14H146V13H148L147 14V17H148V15H149V12L151 13V12H153V10L152 9H154L155 11H156V6L158 5H160L159 7H157V12H156V14H154L153 16L154 17H156L157 16V19L158 20H156V18H152V17H149L148 19H143L144 21L143 22H140L139 20L137 21V20H134V21H136V22H133L132 24H134L135 26H137V22H140L141 23V25H142V27L144 28V26L145 27H147V29L146 30H149L150 29V31L151 32H153V30L154 29H156V30H154L155 31V36L152 38L151 37V39H149V38H147V44H151L152 46H153V48H155L154 49V51L153 50H151V52L150 53H152L153 54V52H154V54H156L157 52H160V47H159V45L158 44H160V43H162V42H164V41H168L169 39H168V36L167 35H163V34H160V31L161 30H163L164 28L162 27V26H160V12H162V8H164V11L163 12H167L166 14H169V15H166V16H168L169 17V19L171 18V20H170V27L171 28H173L174 30H173V33L175 32V34H174V36H177L178 35V39L176 38V40H177V42H178V40H179V42L177 43V42H173L174 43V45H176V43H177V50H181V51H176V52H174L175 54L173 55V56H175L176 54H178V55H176L175 56V58L172 56V58L173 59H180L181 60V62L183 61H185L186 59H188L189 57L191 58V56H192V58L194 57V55L198 52V45H200L199 46V48L201 47V50H200V52L203 50H206V49H208L209 47V42L211 41V40H214V39H217L219 36L218 35H225L226 36V32H227V34L228 35H230V37H228L227 36V39L228 38H231V35H233L234 36V31H237V29L239 28L238 26H240V22H241V20L242 21H244V22H242V24L244 25H242L243 26V28L244 27H246L247 25H248V14L247 13H245L246 14V16L244 17V19H242V18H240V20H239V12L241 11L242 12V7H241V10L240 9H238V8H236V7H229L230 6V4H229V1L230 0H228V1H226V2H224V1H221V2H224L227 6H225V8L224 9H222V8H220V6H224L225 4L223 3L222 5H220L218 2V4L216 3V2H214V4H212L211 2V4H212V6H210L211 4H209V2H204V1H201V2H203V3H207V4H209V5H206V4H203V3H201V2H199V1H196L195 2V5H194V1H189L190 3H191V5L192 6H195V7H190V3L189 2H187V1H185L184 2V0H172L174 3H172V1L170 0L169 2H167ZM244 1V0H243ZM245 1L247 2L246 4H245ZM244 1V5L242 4L241 6H243V9H244V7H245V11H247V6H245V5H247L248 4V8L249 7H260V6H263L262 8H264V0H252L251 1V3H250V0H245ZM8 2V3H7ZM18 2V3H17ZM47 2H51V4L54 2V4H52L53 6H55V3H56V6L55 7H53L52 5H50V3H48V6H50V8L51 9H48L47 8ZM74 2V3H73ZM100 3V4H98V3ZM162 2V3H161ZM170 2L173 4V5H175V6H170ZM187 3L186 5H184V3ZM9 3H11V5L9 4ZM15 3V4H14ZM120 2H119V5H122ZM181 3H183V6L181 7V9H182V11H187V13H190V17L188 18V23H187V20L186 19H184V18H187L188 17V14L187 15H185V12H180V8H178L179 6H181L180 4ZM198 5H197V4ZM199 3H201V4H199ZM250 3V4H249ZM254 3V4H253ZM17 4H18V6H17ZM99 5V7H100V10L101 11H99L98 13L99 14H97V13H93V14H95V15H93V16H95L94 18L92 17V15L90 14V12H92L93 11V9L94 8H97L98 6H96V5ZM105 4V5H104ZM155 4V5H154ZM216 4V6H214ZM229 4V5H228ZM63 5H65V6H63ZM74 5H76V6H74ZM152 5V6H151ZM165 7H164V6ZM199 5H201V7L199 6ZM205 5V6H204ZM220 5V6H219ZM254 5V6H253ZM10 6V7H9ZM23 6V7H22ZM58 6V7H57ZM69 6V7H68ZM71 6V7H70ZM80 6V7H79ZM82 6V7H81ZM89 6H91V7H89ZM92 6H96V7H93L92 8ZM102 6V7H101ZM162 6V7H161ZM167 6V7H166ZM177 6V7H176ZM185 6H188V7H190V8H196V7H199L200 8V10H199V8L197 9V10H194L193 12V14H192V12H191V9L190 10H188V7L186 8ZM210 8H208V7ZM219 6V8H217ZM26 7V8H25ZM53 7V8H52ZM98 7V8H99ZM160 7H161V11H160ZM173 7V9H169V8H172ZM174 7L175 8H177L176 10L174 9ZM208 11V14H207V11L204 9V8ZM17 8V9H16ZM35 8V9H34ZM73 8V9H72ZM97 8V9H98ZM151 8V9H150ZM169 9V11H168V9ZM184 8V9H183ZM24 9V10H23ZM31 9V10H30ZM48 9V10H47ZM72 9V10H71ZM80 9V10H79ZM165 9H167V11L165 10ZM187 9V10H186ZM217 10V9H219L220 10V12H219V10H217V12H215V11H212V10ZM225 9H227V10H225ZM230 9V10H229ZM235 9V10H234ZM26 10V11H25ZM29 10V11H28ZM36 10V11H35ZM50 10V11H49ZM68 10V11H67ZM92 10V11H91ZM104 10V11H103ZM146 10V11H145ZM148 10V11H147ZM151 10V11H150ZM172 10H175V11H173V13L171 14V12L170 11H172ZM177 10H179V11H177ZM199 10V11H198ZM223 10H224V12H226V13H224L223 12ZM229 10V11H228ZM238 10H240L239 12H238ZM52 11V12H51ZM90 11V12H89ZM103 11V12H102ZM105 11V12H106ZM230 11H231V13H230ZM234 11V12H233ZM244 11V10H243ZM54 12V13H53ZM74 12V13H73ZM84 12V13H83ZM100 12H102V13H100ZM177 12L179 13V14H177ZM196 12V13H195ZM198 12V13H197ZM201 12V13H200ZM219 12V13H218ZM27 13V14H26ZM38 13V14H37ZM205 13V14H204ZM212 13V14H211ZM216 13H218L219 15H220V17L221 18H218V14H216ZM222 13H224V16H223V14ZM259 13L260 12H258V15H259ZM26 14V15H25ZM40 14V15H39ZM89 14H90V16H89ZM102 14V15H101ZM104 14V15H103ZM176 14H177V16H176ZM181 14H183V15H181ZM199 14V15H198ZM213 14H214V17H213ZM235 14H237V15H235ZM86 15H87V17H86ZM134 15H136V14H134ZM133 15V17H135ZM156 15V16H155ZM170 15H172L174 18H176V20H178V21H176V20H174V18L171 16L170 17ZM179 15L180 16H184V18H183V21H182V17L181 18H179ZM206 17H205V16ZM215 15H216V17H215ZM229 15H232L231 17L229 16ZM255 15L256 17H255V20L256 21H259V20H261L262 19V23L264 24V15ZM28 16V17H27ZM50 16V17H49ZM74 16V17H73ZM88 16H89V18H88ZM125 16V15H124ZM141 16V15H140ZM208 16V17H207ZM236 16V18H237V16H239L237 19L236 18H234ZM258 16V17H257ZM42 17V19H39V18H41ZM43 17L45 18L46 17V19H43ZM102 17V18H101ZM126 17L128 18V16L126 15ZM130 17V16H129ZM132 17V18H133ZM146 17V15H145V18H147ZM205 17V18H204ZM77 18V19H76ZM90 18H93V19H95V20H93V22H90V20L92 21V19H90ZM121 16L119 17H117V20L118 21H120L121 19ZM123 18H125V17H123ZM136 18V17H135ZM192 18V19H191ZM204 18V19H203ZM229 18V19H228ZM257 18V19H256ZM150 19H152V20H150ZM173 19V20H172ZM180 19V20H179ZM207 19V21H205V22H202V21H204V20H206ZM236 19V20H235ZM246 19V20H245ZM55 20V21H54ZM102 22H101V21ZM192 22H191V21ZM217 20H219V21H217ZM221 20H224V21H221ZM233 20V21H232ZM240 22H239V21ZM44 21V22H43ZM53 21H54V23H53ZM151 21V22H150ZM153 21V22H152ZM158 21V22H157ZM172 21H173V24H172ZM174 21H175V23H174ZM184 21H186V22H184ZM221 21V22H220ZM237 21V22H236ZM41 22V23H40ZM145 22H148V23H150V25H148V23L147 24H144ZM155 22H157V24L155 23ZM179 24H177V23ZM182 22H184V23H187L186 25H184V23H182ZM206 22H210V25L207 27V29H205L204 30V25H202L203 23H206ZM231 22V23H230ZM232 22H234V23H232ZM238 22H239V24H238ZM1 23H2V26H1ZM23 23V24H22ZM47 25H46V24ZM92 25H91V24ZM98 23V24H97ZM136 23V24H135ZM140 23H138L139 25H140ZM144 24V26H143V24ZM151 23H155L156 25H157V27H156V25L155 24H153L155 27L154 28H152L153 27V25L151 24ZM159 23V24H158ZM181 23H182V25H181ZM196 23V24H195ZM213 23H214V25H213ZM222 23V24H221ZM236 23V25H238V26H234L233 24H235ZM261 23V24H262ZM38 24H40V25H38ZM51 24H55V26L57 27L56 29H53L52 28V26H51ZM95 24V25H94ZM215 24H217V25H215ZM228 24V25H227ZM247 24V25H246ZM262 24V25H263ZM4 25V26H3ZM36 25H38V26H36ZM46 26V29H49V30H44L45 28H43V27H45ZM82 25V26H81ZM90 25V26H89ZM133 25V27L134 28H136L135 26ZM137 26L138 28L140 27V26ZM147 25V26H146ZM175 25V26H174ZM177 25V26H176ZM24 26V27H23ZM52 28L53 30H51L50 28ZM54 26V27H55ZM152 26V27H151ZM193 26V28H191V27ZM48 27V28H47ZM93 27V28H92ZM151 27V28H150ZM176 28V30H175V28ZM201 27V28H200ZM217 27V28H216ZM236 27V28H235ZM241 27V26H240ZM1 28H2V30H1ZM43 28V30H41ZM77 28V29H76ZM138 28L136 29V30H138ZM149 28V29H148ZM158 28H159V30H158ZM190 28V29H189ZM194 28H197V30H195V31H193L194 30ZM212 28V29H211ZM29 29V30H28ZM37 29V30H36ZM60 29H61V31H60ZM67 29V30H66ZM142 29V28H141ZM182 29V30H181ZM223 29H225V30H223ZM264 28H262V30H263ZM17 30H18V32H20L19 34H18V32H17ZM50 30L51 31H53V34H55V35H52V33L50 32ZM75 30H76V32H75ZM140 30V29H139ZM201 30H202V32H201ZM211 30V31H210ZM261 30V31H262ZM26 31V32H25ZM45 31H47L46 33H45ZM145 31V28L143 29V30H141V33L142 34H145V32L143 33V32ZM185 31V32H184ZM197 31H199L200 33H198ZM204 31H206L205 33H207V31H208V33H207V35L204 33V34H202ZM264 31V30H263ZM23 32V33H22ZM81 32V33H80ZM88 32V33H87ZM94 32V31H93ZM216 32H218V33H216ZM229 32V33H228ZM8 33V34H7ZM13 33H14V35H13ZM137 33H139V32H137ZM140 33V34H141ZM156 33L157 34H159V35H157L156 36ZM192 33H193V35H192ZM233 33V34H232ZM37 34V35H36ZM39 34H41L40 36H39ZM46 34V35H45ZM48 34V35H47ZM76 34V35H75ZM95 34V35H94ZM139 34V35H140ZM141 34V35H142ZM209 34H211V35H209ZM213 34V35H212ZM214 34H218L217 36L216 35H214ZM8 35V36H7ZM13 36V37H11V36ZM25 35V36H24ZM33 35V36H32ZM51 35L52 36H56V38H52L51 37ZM86 35V36H85ZM124 35L125 34H123L122 36L124 37ZM141 35H140V37H141ZM161 35V36H160ZM163 35V36H162ZM181 35V36H180ZM192 35V36H191ZM201 35H203V36H201ZM205 35L207 36V37H205ZM209 35V36H208ZM35 36V37H34ZM42 36H43V39H42ZM46 36V37H45ZM101 36V37H100ZM103 36V37H102ZM126 36H128L129 37V35L127 34ZM126 36L124 37V39L126 40L125 42H126V46L128 45L129 46V48H132V49H134V50H139V48H140V50H142L143 48L142 47H144V49L146 48L145 47V45L146 44H144V46H143V43L145 42L146 43V41H145V38L143 39V38H141L142 40H143V42L142 41H140V44H138V42H139V40H137L136 39V43H135V40L133 39V38H131V37H129V38H131V39H129V38H127L126 39ZM143 36H145V35H143ZM214 36H216V37H214ZM233 36H232V38H233ZM48 37H50V38H48ZM122 37V38H123ZM146 37V36H145ZM155 37H157V39L155 38ZM164 37V38H163ZM181 37V38H180ZM192 37H193V39H192ZM195 37H197L196 39H195ZM200 37H202L201 38V40H199L200 39ZM209 37H210V41L208 40L209 39ZM234 37H236V35L234 36ZM10 40H9V39ZM14 38V39H13ZM16 38V39H15ZM19 38V39H18ZM94 38H96V39H94ZM154 38L156 39V40H154ZM199 38V39H198ZM206 40H205V39ZM22 39V40H21ZM52 39V40H51ZM55 39V40H54ZM74 39V40H73ZM86 39V41H84ZM148 39H149V41H148ZM163 39V40H162ZM168 39V40H167ZM198 39V40H197ZM9 40V41H8ZM34 40V41H33ZM92 40H90V41H92ZM105 40H107L106 42H105ZM127 40H128V42H127ZM129 40L131 41L132 40V42H129ZM175 40V39H174ZM175 40V41H176ZM194 40V41H193ZM195 40H196V42L198 43V45L196 46V42H195ZM202 40H204L205 42L203 43L202 42ZM53 41H54V43H53ZM82 41V42H81ZM152 41V42H151ZM158 41H160V42H158ZM203 43H201V42ZM44 42V43H43ZM141 42H142V46H141ZM182 44H181V43ZM14 43V44H13ZM51 43H53L54 44V46L52 45L51 46ZM71 43H73V44H71ZM158 43V44H157ZM262 43H264V40H263V42ZM5 44V45H4ZM6 44H8V45H6ZM9 44H12L11 46L9 45ZM50 45L49 46V48L51 49L50 51H48L47 53H48V55H47V53H46V57L43 55V54H40V52L41 53H44L45 51H40L39 50V53H37L38 54V56L36 55V54H33V53H36V51H37V49H40L39 47L40 46H45V45ZM136 44H138V45H136ZM155 44H157V45H155ZM257 44V43H256ZM4 45V46H3ZM33 45V46H32ZM46 45V46H47ZM60 45V46H59ZM82 45V46H81ZM151 45H149V49H153V48H150V46ZM181 45V46H180ZM187 45V46H186ZM1 46H2V49L4 48H6L5 50H1ZM8 46H10V47H12V48H10V49H8ZM58 46V48H56ZM151 46V47H152ZM194 46V47H193ZM196 46V47H195ZM13 47H15V49L13 48ZM28 47V48H27ZM32 47H33V49H32ZM71 47V48H70ZM86 47V46H85ZM101 47H100V51H101ZM111 47V48H110ZM125 47V46H124ZM180 47V48H179ZM182 47H185V49L184 48H182ZM187 47H189V48H187ZM206 47V48H205ZM27 48V49H26ZM53 48H54V50H55V52H54V50H53ZM61 48H62V50H61ZM66 48V49H65ZM81 48H83V51H81L80 49ZM142 48V49H141ZM157 48V49H156ZM204 48V49H203ZM65 50V52H62V51H64ZM143 49V50H144ZM149 49H147V51H149ZM196 49L197 50V52H194V50ZM28 50L29 51V53L31 54L32 52V54H31V56H30V54H29V56H27V59L25 60V57H24V55H27L26 54V51ZM30 50H31V52H30ZM34 50V51H33ZM60 50V51H59ZM187 50V51H186ZM195 50V51H196ZM254 50H256V49H254ZM253 49L251 50L252 52L254 51ZM51 51H52V53H51ZM59 51V52H58ZM79 51L80 52H82V53H80L79 54ZM191 52V54H192V52H194V54H190V52ZM250 51V52H251ZM3 52V53H2ZM22 52V53H21ZM38 52V51H37ZM62 52V53H61ZM156 52V53H155ZM178 52V53H177ZM182 52V53H181ZM250 52H248V53H250ZM66 53V54H65ZM179 53L181 54V55H179ZM248 53H245L246 55H248ZM20 54V55H19ZM49 54H50V56H49ZM52 54V55H51ZM75 56H74V55ZM78 54H79V56H78ZM101 54V56H100V54H97L94 58L95 59H100V60H102V61H104V60H107L108 58L104 55H102ZM245 54H244V56H245ZM11 55H12V58H13V60L12 59H10V57H11ZM43 55V56H42ZM84 55V56H83ZM188 55V56H187ZM189 55H191V56H189ZM197 55H198V53H197ZM6 56H7V59H6ZM10 56V57H9ZM14 56V57H13ZM36 58H35V57ZM40 56V57H39ZM42 56V57H41ZM76 56H77V58H76ZM103 56V57H102ZM196 56V55H195ZM8 57H9V59H8ZM49 57H51V58H49ZM63 57V58H62ZM85 57V58H84ZM184 57V58H183ZM16 58V59H15ZM31 58H32V60L34 59L35 61H38L39 60V62H34V60L32 61L31 60ZM30 59V60H29ZM45 59H47V60H50L47 64L45 63ZM65 59V60H64ZM80 59H83V61L84 62H82V60L80 61ZM8 61V62H5V61ZM10 60L11 61H13L12 63H9L10 62ZM27 60H29L30 62H32L34 65H36V63H38L37 65H36V68L35 67H33V69H34V71L32 72V76L33 77H39V80H37L38 78H34V80L31 78V75L29 74V72L31 71V70H28L27 69V64H25V62H27ZM70 61V62H69ZM47 62V61H46ZM68 64H67V63ZM264 60H259V61H255V62H253V64H251L252 66L253 65H255V64H257L256 65V67H258L259 68V73H261L262 72V75H264V67H262L263 65H264ZM4 63H7V66H5L4 67ZM16 63V64H15ZM39 63H40V65H39ZM70 63V64H69ZM261 63V64H260ZM8 64H9V66H8ZM11 64H14V65H11ZM33 64H32V66H33ZM50 64H52V65H54L53 67H52V65H50ZM26 65V66H25ZM39 65V66H38ZM68 65V66H67ZM11 66V67H10ZM23 66L25 67V69L23 68ZM38 66V67H37ZM41 66V67H40ZM50 66H51V69L53 70V71H55V75H54V77L56 76V75H58L59 73H58V71H59V69H60V74L63 72V74H61V75H63V76H61V75H59L58 77H57V80H56V82L54 81V83H53V81H52V79L54 78L53 76H49L48 75V72H49V69H50ZM60 66V67H59ZM67 66V67H66ZM85 66H86V68H85ZM10 67V68H9ZM41 69H40V68ZM54 67L56 68L57 67V70H54ZM59 67V68H58ZM69 67V68H68ZM150 67V66H149ZM5 68H6V70H5ZM8 68H9V70H8ZM14 68V69H13ZM38 68V69H37ZM253 68H254V66H253ZM262 68V69H261ZM11 69H13L14 70V72H15V74H16V76L14 75V74H12V70ZM27 69V70H26ZM70 69H73V71L71 70L70 71ZM18 70V71H17ZM24 70H26L25 72H24ZM43 70V71H42ZM63 70V71H62ZM22 71H23V73H26V72H28V73H26V74H28V78L26 79V80H24V81H22L21 79H20V72L22 73ZM47 72L46 74H45V72ZM52 71V72H53ZM65 71H69L71 74L68 76V74H69V72H67L68 74H66L65 73ZM8 72V73H7ZM9 72H11V73H9ZM18 72H19V74H18ZM35 72V73H34ZM4 73V74H3ZM5 73H7V74H5ZM22 73V74H23ZM31 73V72H30ZM34 73V74H33ZM39 73V74H38ZM57 73V74H56ZM64 73H65V75H64ZM252 73H254V72H252ZM76 75V76H75ZM47 76V77H46ZM67 76H68V78H67ZM12 77V78H11ZM49 77H51V78H49ZM53 77V78H52ZM73 77V78H72ZM249 77H251V76H249ZM7 78H9V81H8V79ZM66 78V79H65ZM63 79V80H62ZM69 79H81V80H85L84 82V84H82V86H80L79 88H74V89H72L71 87L70 88H68L67 90H55L54 88H58L57 86H61L62 84H63V81H65V80H69ZM155 80H157V81H159L160 79H156V78H154ZM15 80V81H14ZM49 80L51 81V82H49ZM4 81V82H3ZM30 82V83H29ZM51 84L52 83V85H49V84ZM61 83V85H59ZM157 83V82H156ZM7 84V85H6ZM48 84V85H47ZM93 84V85H92ZM160 83H157L156 85H154V86H156L155 88H158L160 85H159ZM46 85H47V88H45L46 87ZM158 85V86H157ZM246 85L247 84H245V87H246ZM27 86V87H26ZM56 86V87H55ZM95 86V87H94ZM21 89H20V88ZM50 87V88H49ZM53 87V88H52ZM2 88V89H1ZM17 90H16V89ZM81 88V89H80ZM94 88V89H93ZM71 89H72V91H71ZM158 89H160V87L158 88ZM243 89H244V92L246 93H249V94H247V95H249V97L247 96V99L246 98H244L245 99V101H243L244 102V104H248V103H250V101L252 102V101H254V100H252V99H254L256 96H257V93H255V92H257L259 89L257 88L256 89V87L254 88V91L252 90V89H250V87L247 85V87H246V89H248V90H245V88L243 87ZM21 90L22 92H19V91ZM83 90V91H82ZM85 90H86V92H85ZM18 91V92H17ZM24 91H25V93H24ZM62 91V92H61ZM73 93H71V92ZM74 91H75V93H74ZM141 91V90H140ZM157 91V90H156ZM252 93H251V92ZM67 92V94H65ZM139 92V91H138ZM138 92H136L137 94H138V96L137 95H135V96H137V98L138 99H140L139 98V96L142 94V99H140V100H138L136 97L134 98L133 96V98L131 97V102H132V100H134L132 103H134V105L135 106H133V109L131 108V106H130V110L128 111L129 112V117H131L130 118V121L131 122H133L134 123V121L136 122L137 120L136 119H138V121H137V124L140 122L139 121V117H140V120L141 119H143V120H141L142 121V123L140 122V124L142 125V124H144V126L147 128L148 127V125H149V127H151V124H153L152 122H155V121H157L158 122V119H160V115H158L160 112V110L159 109H157L158 110V112L155 110L156 108L155 107H160V99L159 98H156V97H154L153 95H151V94H149L148 93V91L146 92V93H144L145 95L147 94V99L145 100L144 98H146V96H144V94H143V92H145V91H143L141 94L140 93H138ZM13 93V94H12ZM19 93V94H18ZM21 93H22V95H21ZM60 93H62V94H60ZM254 93V94H253ZM32 94V95H31ZM70 94V95H69ZM72 94V95H71ZM74 94H76V95H74ZM244 94V93H243ZM256 94V95H255ZM20 95H21V97H20ZM64 95V96H63ZM233 95H235V94H232V93H230V96H233ZM20 98H19V97ZM47 96V97H46ZM66 96H67V98H66ZM245 96V95H244ZM250 96H252L251 98H250ZM60 97V98H59ZM62 97V98H61ZM64 97V98H63ZM154 97V98H153ZM22 98V99H21ZM26 98V99H25ZM32 98V99H31ZM152 98V99H151ZM20 99V100H19ZM25 100V102H24V100ZM28 99V100H27ZM50 99V100H49ZM60 100V101H58V100ZM155 99V100H154ZM157 99H159V100H157ZM193 99H194V101L192 102V103H190V105H193V106H196L197 107V109L199 110V111H197L196 110V113L198 112H202V113H200V114H202V115H204V112H205V115H204V117H206V118H208V116H209V114H207V112H206V110L207 109H203L202 108V104L198 101V100H196V96H194L193 95ZM243 99V100H244ZM70 100H71V102H72V104L70 105L69 103H70ZM78 100V99H77ZM83 100L85 101V99H80L79 101L81 102L82 101V103H83ZM140 101L141 103V105H142V107H141V105H139V107H137V108H135L136 107V104H137V102L138 101ZM143 100H144V102H143ZM157 100V101H156ZM79 101H78V103H79ZM148 102V103H146V102ZM150 101V102H149ZM153 103H152V102ZM156 101V102H155ZM159 101V102H158ZM6 102V103H5ZM23 102V103H22ZM64 102V103H63ZM69 102V103H68ZM158 102V103H157ZM203 103H206L207 105L210 103V106H208V107H211L212 108V103L209 101V103H207L208 102V100H204V101H202ZM6 105H5V104ZM8 103V104H7ZM76 103V102H75ZM132 103H130L131 105H132ZM144 103H145V105H144ZM155 103V104H154ZM156 103H157V105H156ZM232 103H234V102H232ZM16 104V105H15ZM139 104V103H138ZM149 106H147V105ZM200 104V105H199ZM8 105V107H5V106H7ZM70 105V106H69ZM155 106V107H153L154 108V110H153V113H155L156 114V116L155 115H153V113H152V108H151V106ZM10 106H11V108H10ZM22 106V107H21ZM29 106V107H28ZM4 107H5V109H4ZM14 107V108H13ZM19 107H21V108H19ZM74 107H75V105L73 106V109H74ZM76 107H78L77 106V103H76ZM158 107V108H159ZM37 108V109H36ZM150 108V109H149ZM19 109V110H18ZM20 109H23L22 111L20 110ZM36 109V110H35ZM47 109H48V112H47ZM258 109H260V108H258ZM42 110V111H41ZM135 111V112H134ZM204 111V112H203ZM0 112V113H1ZM16 112V113H15ZM23 112V113H22ZM47 112V113H46ZM132 112L133 113H135V114H137V116L135 115V114H132ZM41 113V114H40ZM54 114H52V116L53 115H55V112H53ZM197 113V115L199 116L200 114H198ZM132 116H131V115ZM146 115V116H144V115ZM241 113H239V112H236L234 115H236V116H239ZM10 115V114H9ZM45 115H47L46 117H45ZM56 115H58L57 113H56ZM55 115V116H56ZM134 115V116H133ZM138 115H140V116H138ZM201 115V116H202ZM10 116H12V114L10 115ZM55 116H53V117H55ZM153 116V117H152ZM155 116V117H154ZM129 117H128V119H129ZM133 117H138V118H134L135 120H133L132 121V119H133ZM151 118V119H150ZM205 118V119H206ZM145 119V120H144ZM150 119V120H149ZM152 119H153V121H152ZM157 119V120H156ZM205 119H202V120H205ZM0 120H4V119H0ZM6 120V119H5ZM207 120V119H206ZM7 121V120H6ZM149 123L150 121H152V122H150L149 124L147 123V122ZM9 122V121H8ZM182 122L183 123H185V121L184 120H182ZM20 123V122H19ZM238 123V121L236 122V124ZM241 123V124H240ZM242 123H245V122H243V121H241V122H239L238 123V125L240 126V125H242ZM23 123H21V125H22ZM136 125V126H139V128L141 129V125ZM184 125V127H182V131H183V133L185 132L186 134H188V135H186L185 133H184V136H183V138L187 141L186 142V145H188V143H190V141H192V138H190V136L189 135H191V137H193L194 135L193 134H191V132H189V129H186L187 127V125H185V124H183ZM144 126L142 127V128H144ZM12 127V128H11ZM5 127H1V134H2V136L0 135V146H1V148H0V153L2 154L3 153V151L5 152L4 153V156H3V154H2V156L4 157V158H2L1 157V155H0V159L2 160L3 159V161H1L0 160V163L2 164V165H0V166H2L3 167V169H2V167H0V206L2 207V209H4L3 210V212H2V209H1V207H0V210H1V212H0V231L1 232H3L4 231V229L6 228V230H5V234L4 233H2L3 234V236L5 237L6 235H7V237H8V234L7 233H10V232H14L13 230L11 231V230H9V231H7L8 229H13V228H15L16 227V229H17V226L19 227V226H21V227H19L17 230H19V231H23V234H22V231L21 232H19V231H17L16 229V235H14L15 236V238H13L12 236H11V238H7V237H5V239L2 237V234L0 233V235H1V237H0V244H2V245H0L1 247L2 246H6L5 248L6 249H4V247H2L3 249L0 251V255H4V256H6L5 257V259L7 258V257H11L12 259H17L16 261L17 262H19V260H21V258H23L24 259V257H26V256H29V254L31 253H33V251L35 250V249H40V250H42L43 252H48L49 251V248H47L48 246H49V242L50 241H52V239L49 241L48 239L51 237H47L48 239H46V235H47V231H48V233L50 234V233H52V231H54L53 229H52V227L53 226H51V225H49V224H44V225H41L42 223H44L45 221H43L44 219H45V215H43V214H41V216H39V214H38V216L39 217H41L42 219V222H40L39 223V221H38V219L40 220V218L38 217V216H35V218H37V219H34V217H33V219L34 220H37L38 221V223H37V221H31V220H33V219H31V220H29L30 218H31V216H25V217H27V218H25V220H24V218H23V216H20V217H22L21 219L22 220H20L18 217H16V216H18L17 214L15 215L14 213L13 214H11L12 213V211L14 210V209H18V210H21L22 212H24L25 210L27 211V208H28V211L29 210H32V208H30L29 209V207H30V204H33L32 205V207L34 206H36L37 208H38V211H43V210H48L47 212H51V214H54L56 217H57V219H61L62 218V216H60V212H57V210H59V211H62L63 210V212H61V214L63 213H65V211H66V213H67V215H70V214H68V213H71V215H70V217L71 218H77V217H79L80 216V213H79V216L77 215V216H73V215H76V213L78 214V212H71V211H68V210H66V209H59L58 207L57 208H55L56 207V205L57 204H52L50 201H48L46 198L45 199H37V197L38 196H40L39 194H40V192H41V194L44 192V188H45V186H43L44 185V183H42V182H40L39 180H37L38 178V175L40 174V172H41V167L40 166H43L42 167V169L44 170V169H47V170H45L46 172H48L49 171V173H46L45 172V174L47 175V177H49V178H51V176L53 175V173L54 172H50V170L53 168L52 166H54V169H56V171H55V173L57 172V174H56V177L57 178H55V181H56V184H58L60 181V183H59V185H61V186H54L53 188L55 189V196L56 197H59L58 199L60 200V199H63V198H65L66 196H65V193L67 194V192H69L70 190H72L74 187H71V185H68L67 186V188H71V189H67L66 188V184L64 185V180L62 181V179H65V181H67V179H66V177L68 176V172L66 171V170H64L65 172H64V175H63V167H62V164L65 162V157H67L68 158V156H70L69 155V153H68V149L70 148H68L67 149V147L65 148L63 145H61L60 144V142L58 141V142H55L54 141V139L55 140H57V137L55 136V135H57V134H55L54 133V131L55 130H53V129H50V128H44L43 127V125H42V127L39 129L41 132L39 133L38 132V130L37 131H34V133H31L30 134V132H26V131H24L23 130V132H22V129H20V130H18V128H15L14 126H12V124H10V125H7V128H5ZM10 128H11V130L12 129H16L15 130V132H12L11 130H10ZM138 128V127H137ZM139 128H138V131H140L139 130ZM243 129L245 128V127H242ZM249 127H247L246 128V131H247V129H248ZM6 129H7V131H6ZM42 129V130H41ZM17 130H18V132H17ZM48 130H50V131H48ZM185 130V131H184ZM245 130V129H244ZM250 130H251V127L249 128V133H248V135H246V137L244 136L243 137V139H241V138H238V139H240V140H238L237 138V140L238 141H236V139H232V136H229V138L227 139V136L224 138V137H222V136H224L223 134H214V136L212 135L211 136V138H212V140H216V143L214 144V147H215V149L213 150V154H215V152L216 153H218V155L217 156H220L221 157V155L222 154H226L225 156H228V155H230L231 154V152L230 151H232V148H233V151H232V154L230 155L232 158H234V156L235 157H237V156H239V158H238V161L235 159V160H233V163L234 162H236V163H234L235 165H240L241 164V168H238V169H236L237 168V166H231V168H233L232 169V171L234 172V173H237V172H239V170H241L242 171V173L241 174H243V176H242V178H238V177H241V175L239 174V173H237V174H239L240 176H238L237 178L239 179V180H241V181H239L237 178V182L236 181H233V183H232V181H228V180H226V179H224V180H218V178H215L214 177V179H213V177H211V176H209L208 178V180L206 181V182H208L207 184V186L205 187V188H207L206 190H212L211 191V193H210V197H211V195H212V198H213V201L211 200L212 198H209V196L208 195H206V196H204V198H203V200L201 199H198V201L200 200V203L201 204H205V202L206 203H208L209 202V205H210V202H211V205H214L217 209H218V211H219V213H221L220 215L221 216H217V217H219V218H221L220 220L215 216V218H214V216H213V220L211 219V217L212 216H207L208 218L210 217V220L211 221H213V223H214V225H212V222L210 223V225L211 226H215V227H212V229L214 228L215 229V231H216V229H217V226H218V230H219V232L221 233L222 232V236H223V242H224V244H222L221 243V245H223V246H220V247H218L217 248V250H216V248L213 250V249H208V250H206V249H203V250H201L200 252H201V254L200 255H198V256H200L199 258L201 259L202 258V254H203V252H204V254H208V255H211V257L210 258H208L207 259V261H209L208 262V264H228L229 262L231 263V264H237V263H234L233 261L235 260L234 258H232L231 256H230V254H228V253H231V252H237V251H240V250H243L244 248L246 249V247L249 249V250H251V246H254V248H256L257 247V245L259 244V242H263L264 243V219L263 218H258V217H255V219H256V221H254L255 219H254V216H249V218H247L248 216H246V214L243 212H241L240 210L242 209V207H243V209L244 208H246V207H248V204L246 203V202H244L243 204L244 205H234L233 206V203L235 202V203H237V201H236V198L238 197L239 199H243L244 197H245V194L247 195L248 193H246V191L248 190V189H250V188H255V192H257L256 194H258V195H262L263 197H264V181H263V176H264V164H262L261 162H259V161H257L259 158H263L264 159V146H262L263 144L262 143H264L263 141H264V133H263V136L262 137H260L259 136V133H257V134H253V133H251L250 132ZM42 131H44V132H42ZM5 132V133H4ZM25 132V133H24ZM4 133V134H3ZM13 133V134H12ZM39 133V134H38ZM10 135V136H8V135ZM23 134V135H22ZM29 136V137H27V135ZM32 134H34V136H31ZM43 134H44V136H43ZM249 134H251V135H249ZM7 138H5V140H4V136ZM48 135V136H47ZM193 135V136H192ZM216 135V136H215ZM13 136H14V138H17V139H13ZM22 136H25V138L24 137H22ZM39 136H41V137H39ZM55 136V137H54ZM146 136H147V134H146ZM150 136H151V134L149 135V137L147 138V139H149L150 140ZM249 136V137H248ZM254 136V137H253ZM256 136H259L260 138H256ZM22 137V138H21ZM27 137V138H26ZM31 137V138H30ZM36 137H38V138H36ZM44 137V138H43ZM187 137V138H186ZM213 137H216L217 139H214ZM10 138V139H9ZM18 138L20 139L19 140V142H18ZM32 138H34V139H32ZM42 140H44V141H42ZM146 138V137H145ZM190 138V139H189ZM223 138V139H222ZM261 138L263 139V140H261ZM22 139H23V141H22ZM29 139L31 140V141H29ZM38 139V140H37ZM59 139V138H58ZM221 139H222V142H220L221 141ZM224 139L227 141V143H226V141H225V143L223 142L224 141ZM233 140V142H230V140ZM250 139V140H249ZM256 139V140H255ZM7 140V142L5 143V141ZM14 140V141H13ZM35 140V141H34ZM148 140V141H149ZM152 140V139H151ZM250 142H249V141ZM13 141V142H12ZM29 141V142H28ZM48 141V142H47ZM153 141H155V140H153ZM228 141L230 142V143H228ZM237 143H236V142ZM243 141L245 142V141H247L248 143H246L245 142V144H247V145H245L244 143H243ZM262 141V143H260ZM3 142H4V144H3ZM10 144H12V145H10L9 146V143ZM12 142V143H11ZM29 144H28V143ZM32 142V143H31ZM38 144H37V143ZM44 142V143H43ZM253 144H252V143ZM258 144H257V143ZM14 143V144H13ZM23 143V144H22ZM26 143V144H25ZM35 143V144H34ZM39 143H40V145H39ZM55 143V144H54ZM135 142H133V143H131L130 144V146H129V149L130 148H134L136 145L135 144H137V143H135ZM150 143H152V142H150ZM154 143V142H153ZM192 143V142H191ZM232 143L234 144V145H232ZM37 144V145H36ZM133 144V145H132ZM139 144L140 143H138L137 144V146H139ZM230 144L232 145V147L230 146ZM239 144V146L242 144H244L243 145V147L244 148H242V149H247L246 147L248 146V149H250V150H252V151H249V152H245V154H243L244 152L242 151L241 152V150L237 147V145ZM251 144L252 145H254L253 147L254 148H259V146L258 145H260V147L262 146V148H260V150L258 149H255V155L258 157V159L256 158V156H254V154L252 155V152H254V148L251 146ZM4 145H5V148H6V151H5V149H4ZM17 145V146H16ZM54 145H56V146H54ZM190 145V147L192 146L191 144H189ZM227 145V146H226ZM241 145V146H242ZM250 145V146H249ZM3 146V147H2ZM8 146V147H7ZM13 146V147H12ZM14 146H16V148H17V150H16V148L14 147ZM21 146H23V147H21ZM62 146V147H61ZM134 146V147H133ZM255 146H257V147H255ZM47 147V148H46ZM193 147V146H192ZM225 147V148H224ZM230 147V148H229ZM250 147V148H249ZM253 149H252V148ZM15 148V149H14ZM24 148H26V150L28 151H26ZM136 148V147H135ZM195 147H193V149H194ZM223 148V149H222ZM13 149V150H12ZM39 149V150H38ZM41 149V150H40ZM59 149V150H58ZM226 150H227V152H226ZM12 151H14L13 153H12ZM16 151V152H15ZM17 151H19V153L17 152ZM30 151H32V152H30ZM40 151H41V153L44 155V156H42V154H40ZM46 151V152H45ZM148 151V150H147ZM218 151V152H217ZM222 151H225V152H222ZM262 151V152H261ZM20 152H22V155H21V153ZM220 152H222V154H220ZM229 152H230V154H229ZM238 152L241 154V155H238ZM14 153H15V155H14ZM31 153V154H30ZM37 153V154H36ZM67 153V154H66ZM150 153V152H149ZM196 153V152H195ZM234 153V154H233ZM246 153H248V155H246ZM249 153H250V155H249ZM263 153V154H262ZM20 154V155H19ZM62 154V155H61ZM145 154H147V153H145ZM151 154V153H150ZM153 154H155V152H153ZM259 154V155H258ZM14 155V156H13ZM36 155V156H35ZM192 155H194L193 153H192ZM253 157H252V156ZM6 156V157H5ZM20 156H22V159H17V158H20ZM40 156V157H39ZM46 156V157H45ZM149 156V155H148ZM147 156V157H148ZM153 155H151V157H152ZM241 156V157H240ZM242 156H243V158H242ZM245 156V157H244ZM248 156H251L250 158L251 159H255L256 160V162H258L257 163V165L256 164H254V162H253V160H248L247 158H249ZM36 157H38V159L36 158ZM222 157H224V156H222ZM36 158V159H35ZM40 158V159H39ZM62 158V159H61ZM66 158V159H67ZM148 158H150V157H148ZM244 158H245V160H244ZM14 159V160H13ZM46 159V160H45ZM239 159H240V161H239ZM18 160H20V161H18ZM25 160H27V161H25ZM54 160V161H53ZM246 160L249 162V164H248V162L246 163ZM6 161V162H5ZM11 161V162H10ZM14 161H16V162H14ZM196 161H197V163L200 161V158H198V160L196 159ZM195 161V162H196ZM261 161H263V160H261ZM13 162V163H12ZM25 162V163H24ZM27 162V163H26ZM240 162V163H239ZM4 163V164H3ZM12 163V164H11ZM60 163H61V165H60ZM246 163V164H245ZM19 164V165H18ZM250 164H254V167L252 166V165H250ZM260 164H262V165H260ZM22 165H25V166H23V167H25V171H24V168L22 167ZM39 167H38V166ZM50 165H51V167H50ZM138 165V164H137ZM136 165V166H137ZM257 166V169H255L256 168V166ZM139 166H141V165H139ZM139 166H137V167H139ZM155 166V165H154ZM152 167V169H153V171L156 169V168H159L160 169V166H155V167ZM244 166V167H243ZM261 166H263V167H261ZM44 167H46V168H44ZM47 167H49V168H47ZM58 167V168H57ZM59 167H61V169L59 168ZM236 167V168H235ZM243 167V168H242ZM250 167V168H249ZM259 167V168H258ZM260 167H261V170H260ZM18 168V169H17ZM21 168V169H20ZM35 168V169H34ZM39 168V169H38ZM219 168V167H218ZM234 168H235V170H234ZM247 168H249V170L247 169ZM254 168V169H253ZM159 169H156V172L159 170ZM182 169V168H181ZM242 169H244V170H242ZM246 169H247V171H246ZM253 170V172H251L250 170ZM4 170V171H3ZM7 170V171H6ZM15 170H17V171H15ZM22 171V172H19V171ZM39 170H40V172H39ZM121 169H119V170H117V171H120ZM184 169H182V171H183ZM259 170H260V172H259ZM35 173H34V172ZM60 171V172H59ZM181 171V172H182ZM240 171V172H241ZM246 171V172H245ZM255 171H257V172H255ZM17 172V173H16ZM32 172V173H31ZM38 172V173H37ZM246 173V175H244V173ZM248 172V173H247ZM249 172H250V175H249ZM255 172V173H254ZM3 173V174H2ZM19 173V174H18ZM27 173V174H26ZM51 173V174H50ZM183 173V172H182ZM253 173L254 174H258V175H255V176H257V177H255V176H253ZM33 174V175H32ZM61 176H60V175ZM158 174V173H157ZM159 174H160V171H159ZM249 176H251L250 178L248 177V175ZM262 174H263V176H262ZM48 175H50V176H48ZM36 176V177H35ZM214 176V175H213ZM245 176L247 177L246 179L248 180V181H246L245 180V182H243V180L245 179ZM3 177V178H2ZM34 177V178H33ZM60 177H62V178H60ZM65 177V178H64ZM252 177H253V179H255L253 182H252V184H253V186H252V184H251V181H249L250 179H252ZM255 177V178H254ZM261 177H262V179H261ZM21 178V179H20ZM26 178H27V180H26ZM35 178H37V179H35ZM48 179V178H47ZM60 179V181H58ZM173 179V178H172ZM175 179V178H174ZM173 179V180H174ZM179 179H181V178H179ZM206 179H207V177H206ZM243 179V180H242ZM262 181H261V180ZM37 180V181H36ZM49 180V179H48ZM47 180V181H48ZM176 180V179H175ZM175 180H174V182H175ZM216 180V181H215ZM14 181V182H13ZM182 181V180H181ZM181 181H178L177 182V184H174L175 186H178L180 183L182 184L183 183V181L181 182ZM217 181H219V182H217ZM261 181V184L259 183ZM35 182H36V184L38 185V186H41L42 184V186H43V188H41L40 190L41 191H38L39 193H37L36 195H35V193H36V190H34V189H38L39 190V188L40 187H38L36 184H35ZM220 182H222V185L224 186V189H221L220 187H218L219 186V184H220ZM223 182H224V184H223ZM241 182H242V185H241ZM40 183H41V185H40ZM124 183V182H123ZM239 183V184H238ZM249 183V184H248ZM259 183V184H258ZM31 184V185H30ZM126 184V182L124 183V185ZM180 184V185H181ZM218 184V185H217ZM238 184V185H237ZM25 185V186H24ZM29 185V186H28ZM33 185V186H32ZM34 185H36V186H34ZM179 185V186H180ZM232 185V186H231ZM241 185V186H240ZM248 185V186H247ZM255 185V186H254ZM34 188V189H32V187ZM41 186V187H42ZM75 186V185H74ZM209 186V187H208ZM243 186V187H242ZM256 186H259V187H261V186H263V188L261 187L260 189H261V191H262V193L260 192V189H259V187H256ZM11 187V188H10ZM36 187V188H35ZM50 187V186H49ZM48 187V188H49ZM59 187H61L62 188V190L64 189L63 187H65V190H63V191H66V192H63V195L62 194H59V193H62V190H61V188H59ZM136 187L138 188V185H136L135 186V189H136ZM231 187H232V190H231ZM239 187H240V189H239ZM242 187V188H241ZM47 188V187H46ZM60 189V191H58L57 189ZM196 188H197V186H196ZM204 188V187H203ZM203 188H201V190L203 189ZM205 188L203 189L204 190V192H206L205 191ZM209 188V189H208ZM220 188V189H219ZM258 188V189H257ZM44 189V190H43ZM50 189V188H49ZM198 189V188H197ZM199 189H200V186H199ZM217 189V190H216ZM230 189V191H228ZM245 189H247L245 192H244V190ZM30 190H32V191H30ZM35 192H34V191ZM43 190V191H42ZM56 190H57V192H56ZM74 190V189H73ZM239 190V191H238ZM241 190V191H240ZM20 193H19V192ZM192 191H194V195L195 194H197L198 195V197H199V191L200 190H196L197 191V193L195 192V190H192ZM214 191V192H213ZM223 191V192H222ZM234 191H235V194H234ZM258 191H259V193H258ZM29 192V193H28ZM30 192H31V194H30ZM34 192V193H33ZM231 192V193H230ZM242 192V193H241ZM23 193H25V196L23 195V198H20V196L22 197V194ZM228 195H226V194ZM234 195H233V194ZM239 193V194H238ZM244 193V194H243ZM27 194V195H26ZM189 194H191V193H189ZM38 195V196H37ZM62 195V196H61ZM231 195V196H230ZM239 195V196H238ZM3 196H4V199H3ZM12 196L15 198V200L14 199H12ZM26 196H29L28 198H26ZM60 196L62 197V198H60ZM190 196V195H189ZM227 198H226V197ZM243 196V197H242ZM24 197L27 199L26 200V202H27V204H26V202L23 204V200H24ZM31 197V198H30ZM35 197V198H34ZM188 197V196H187ZM206 197V198H205ZM232 198L231 200L230 199H228V198ZM241 197V198H240ZM7 198V199H6ZM30 198V199H29ZM39 198V197H38ZM150 197H148L147 199L148 200H145L143 203L142 202H140L139 204L140 205H142V206H145V207H148L149 209H151V207L149 206L150 204H152V203H155L156 201L157 202H159V200L158 199H156L157 197H156V195H155V197H154V195H153V197L151 196V198L149 199ZM233 198H235V201H234V199ZM237 198V199H238ZM11 199V200H10ZM20 199H22V200H20ZM205 199H207V200H205ZM224 199H227V200H224ZM245 199V198H244ZM3 200L5 201V202H3ZM9 200V201H8ZM32 200H34V202L32 201ZM43 202H42V201ZM230 200V201H229ZM232 200L234 201L233 203H232ZM21 203H20V202ZM25 201V200H24ZM217 201V202H216ZM3 202V203H2ZM13 202V203H12ZM37 202H38V204H37ZM40 202H42V204L40 203ZM156 202V203H157ZM224 202V203H223ZM5 203V205H3ZM6 203H8V206H6ZM55 203H58V202H55ZM215 203V204H214ZM224 205H223V204ZM234 203V204H235ZM10 204H12V206H10ZM17 204L19 205L20 204V206H21V209H20V207H18L17 208ZM45 204V205H44ZM84 204V203H83ZM158 204V203H157ZM156 204V205H157ZM226 204H228V205H226ZM242 204V203H241ZM29 205V206H28ZM82 205V204H81ZM159 205V204H158ZM231 205V206H230ZM16 206V207H15ZM22 206H26V208H22ZM52 206V208L50 209V207ZM53 206H54V208H53ZM221 206V207H220ZM5 207V208H4ZM13 207H14V209H13ZM41 207V208H40ZM81 207L82 206H78L77 208H80L81 209ZM119 207V206H118ZM118 207H115V208H108L109 210H111L112 211V213L114 214V212H116V211H119L120 210V208H118ZM160 208L159 206H156L155 207V209L156 208ZM214 207V208H215ZM219 207V208H218ZM238 207H240L239 209H238ZM11 208L13 209V210H11ZM36 208V209H37ZM157 208V209H158ZM215 208V209H216ZM223 208V209H222ZM54 209V210H53ZM57 209V210H56ZM157 209H156V211H157ZM24 210V211H23ZM56 210V211H55ZM221 210V211H220ZM235 210V211H234ZM240 211L241 212V215L237 212V211ZM8 211V212H7ZM10 211V212H9ZM25 211V212H26ZM150 210H148V212H149ZM212 211V210H211ZM213 211H214V209H213ZM210 212V214H213L214 212ZM224 211V212H223ZM55 212V213H54ZM153 212H154V209H153ZM157 212H160V210L159 211H157ZM237 212V213H236ZM57 213V214H56ZM66 213H65V215H66ZM75 213V214H74ZM236 213V214H235ZM3 214V216H1ZM208 214H209V211H208ZM245 215V217L246 218H244V215ZM53 215V217L56 219V217ZM66 215V216H67ZM240 215V216H239ZM5 216V217H4ZM14 216V217H13ZM43 216H44V218H43ZM51 216V215H50ZM84 216V215H83ZM6 217H8V218H6ZM59 217V218H58ZM69 217V218H70ZM146 217V216H145ZM163 217H165V216H163ZM169 216H167V217H165V221H168V222H166L165 224L163 223V225H167V226H165V228H164V226H162V227H160V230L162 229V230H164L163 232H161V234L163 235V236H161L160 235V243L159 242H155V243H153L152 244V246H150V248H146L145 249V247H144V244H143V241L141 240V236L143 235V234H147L148 232H149V227L148 226H146L147 225V223L149 222V219L148 218H143L142 220H141V222L140 223H142V224H139L140 226H141V228H142V230L140 229V231H139V237H138V239H137V242H138V246H137V248H138V251H139V254L141 255V260L145 263V264H148V262L147 261H149V264H189V263H187L188 261H190L191 260V258H189V256H190V254L188 255V252H186L185 251V253L184 254H186L187 253V256L188 257H186V255H179V256H175L173 253H172V250H167V248L169 247H165L166 245L165 244H167V241H168V243H170L171 241H173V240H175V238L171 235V234H169L168 235V232H169V229H174L175 227H177V228H181L182 227V229L181 230H183L185 233H186V230L185 229H189V231L188 232H192V234L194 235V233H195V235L193 236V238L192 237H190V240H188V242H187V244L188 245H192V243L194 244V242H197V240H194V237L196 238H198V236H199V234L201 235V233H200V231H201V229H202V231H203V229L207 232V227H206V225H203L200 221H198V219L197 220H192V218H190L189 219V217H191V216H171V218L169 217V219H172V221L171 222H169V220L167 219ZM178 217H182L184 220H185V225L187 226V228L184 226V225H181L180 223H179V219L180 218H178ZM5 220H4V219ZM18 218V220H16ZM253 218V219H252ZM14 219V220H13ZM29 220L28 222H27V220ZM148 219V220H147ZM190 220V221H188V220ZM218 219V220H217ZM247 219V220H246ZM251 219L253 220V221H251ZM52 220H54L53 218H52ZM51 220V221H52ZM145 220V221H144ZM146 220H147V223H146ZM221 220H223L222 222H220ZM244 220V221H243ZM3 221H5V224H2V222ZM142 221H144V222H142ZM188 221V222H187ZM246 221H247V223L249 224H247L246 223ZM250 221V222H249ZM13 222H14V224H13ZM215 222H216V224H215ZM258 222H260L259 224H258ZM9 225H8V224ZM11 223V224H10ZM169 223V224H168ZM171 223V224H170ZM179 223V224H178ZM218 223V224H217ZM256 224V225H254V224ZM51 224V223H50ZM149 224V223H148ZM162 224V223H161ZM160 224V225H161ZM173 224H175V225H173ZM189 224V225H188ZM196 226H195V225ZM198 224V225H197ZM4 225V226H3ZM5 225H6V227H5ZM13 225H15L13 228H12V226ZM48 225L50 226V227H48ZM169 225V226H168ZM217 225V226H216ZM251 225L253 226L252 227V229H251ZM260 225V226H259ZM9 226V227H8ZM174 226V227H173ZM205 226V227H204ZM209 226V225H208ZM211 226H209V229L211 228ZM255 226H259V227H257L256 228V230L254 229L255 228ZM144 227V228H143ZM249 227H250V230H249ZM261 228V230H259L260 231V233H261V237H263V238H261V237H258V236H260V233L257 231L258 229H260ZM3 229V230H2ZM21 229V230H20ZM45 229V230H44ZM52 230L51 232H50V230ZM146 229H148V230H146ZM192 229H193V231H194V233H193V231H192ZM200 229V230H199ZM208 229V230H209ZM212 229H210L211 231H212ZM144 230V231H143ZM161 230V231H162ZM166 230V231H165ZM196 230V231H195ZM199 230V231H198ZM143 231V232H142ZM148 231V232H147ZM211 231H210V233H211ZM214 231V232H215ZM254 231V232H253ZM256 231V232H255ZM18 232V233H17ZM46 232V233H45ZM145 232H147V233H145ZM190 232V233H191ZM205 232V233H206ZM209 232V231H208ZM207 232V233H208ZM213 232V231H212ZM24 233H27L28 234V236H29V238H27L28 236L26 235V234H24ZM45 235H44V234ZM198 233V234H197ZM204 233V232H203ZM204 233V234H205ZM206 233V235H208ZM247 233V234H246ZM254 233H256V234H254ZM17 235H19V236H17ZM253 235V236H252ZM258 235V236H257ZM169 236V237H168ZM248 236V237H247ZM257 236V237H256ZM17 237V238H16ZM23 237H25L24 239H22ZM74 237V236H73ZM73 237L71 238V239H73ZM163 237H164V240H163ZM168 237V238H167ZM238 237V238H237ZM244 237V238H243ZM6 238H7V240H6ZM52 238V237H51ZM174 238V239H173ZM236 238V239H235ZM240 238V239H239ZM9 239V240H8ZM11 239V240H10ZM16 239V240H15ZM18 239H19V242H18ZM27 239H28V243L30 244H34V245H31V248L32 247H34V246H37V244H39L38 245V248L37 247H35V249L33 248V250L31 249V250H29L26 246H28L29 244H27ZM246 239H247V241H246ZM249 239V240H248ZM257 239H259V240H257ZM13 240V242L14 243H10V241H12ZM23 240H26L25 242H23ZM31 240V241H30ZM49 242H48V241ZM225 240V241H224ZM237 240V241H236ZM245 240V241H244ZM262 240V241H261ZM30 241V242H29ZM230 241V242H229ZM259 241V242H258ZM5 242H6V244H5ZM222 242V241H221ZM237 242V243H236ZM244 243V245L243 246H240V245H242V243ZM255 242V243H254ZM256 242L258 243V244H256ZM3 243L5 244V245H3ZM10 243V244H9ZM17 243V244H16ZM41 243H43V244H41ZM44 243H46V246H45V244ZM236 243V244H235ZM239 243H240V245H239ZM247 243V244H246ZM8 244V245H7ZM22 245L23 246V244H24V249H23V247L22 246H19V245ZM232 246H231V245ZM238 244V245H237ZM248 244H249V246H248ZM251 244V245H250ZM256 244V245H255ZM11 245H14V246H11ZM29 245V246H30ZM195 245V244H194ZM198 245L199 244H197V245H195V246H197V248H200V246H202V244L201 245H199V247H198ZM224 245L226 246V247H224ZM237 245V246H236ZM19 246V247H18ZM229 246V247H228ZM246 246V247H245ZM10 247V248H9ZM13 247V248H12ZM41 247V248H40ZM43 247H45V248H47L46 250H44L43 249ZM50 248H51V246H49ZM77 247H78V245H77ZM223 247V248H222ZM235 247V248H234ZM20 248V249H19ZM23 250H22V249ZM25 248H26V250H25ZM169 248H171V247H169ZM168 248V249H169ZM185 248L187 249V247L185 246ZM254 248H252V249H254ZM11 249H12V251H11ZM27 249H28V251H27ZM78 249V248H77ZM151 249H152V251H151ZM201 249V248H200ZM19 250V251H18ZM24 250H25V252L27 251V253H25L24 252ZM79 250H81V251H79ZM216 250V251H215ZM223 250V251H222ZM8 251V252H7ZM10 251V252H9ZM14 251V252H13ZM16 251H18L19 253H17ZM31 251V252H30ZM75 251H76V249H75ZM82 249L81 248H79L78 249V251H76V253H75V255L81 260V259H85V260H87V259H89V261H95L96 260V258H95V254L94 253H90V252H85V253H82ZM143 251V252H142ZM252 251V250H251ZM11 252H13V253H11ZM16 252V253H15ZM167 252V253H166ZM170 252V253H169ZM207 252H210V254L209 253H207ZM29 253V254H28ZM67 253V251L64 253V255ZM30 254V255H31ZM34 254H35V251H34ZM171 254V255H170ZM203 254V255H204ZM21 255V256H20ZM23 255V256H22ZM74 255V256H75ZM85 255H86V257H88L87 259L86 258H84L85 257ZM88 255V256H87ZM148 255V256H147ZM169 255H170V257H169ZM76 256H75V259H77L76 258ZM172 256V257H171ZM1 257V256H0ZM163 257V258H162ZM174 257H175V259H174ZM213 257V258H212ZM1 258H3V256L1 257ZM32 258H34V255H32ZM95 258V259H94ZM143 258V259H142ZM167 258V259H166ZM189 258V259H188ZM196 258H198V257H196ZM222 258V259H221ZM4 259V258H3ZM54 259H56L57 260V258L55 257V258H53V259H51V261H55ZM78 259V260H79ZM117 262L119 263V264H124L123 263V261L121 260V258L119 257V256H117ZM145 259L147 260V261H145ZM177 259V260H176ZM185 259V260H184ZM224 259V260H223ZM234 259V260H233ZM11 259H8V262L10 261ZM165 260V261H164ZM188 260V261H187ZM229 260V261H228ZM14 261V260H13ZM15 262V261H14ZM175 262V263H174ZM223 262V263H222ZM16 263V262H15ZM14 263V264H15ZM229 263V264H230Z\"/></svg>",
    "mask_w": 264,
    "mask_h": 264
}]
</instances>
